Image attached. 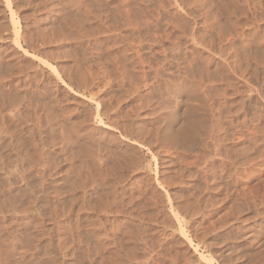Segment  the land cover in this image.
Wrapping results in <instances>:
<instances>
[{
    "label": "rangeland",
    "instance_id": "obj_1",
    "mask_svg": "<svg viewBox=\"0 0 264 264\" xmlns=\"http://www.w3.org/2000/svg\"><path fill=\"white\" fill-rule=\"evenodd\" d=\"M88 1H90V2L87 3ZM111 1H113V0H110V1L109 0H84V1L81 0V5H82L81 7L87 8V10L85 9L86 10V12H85L84 8L83 9L82 8L81 9H74V8L70 7L69 5L58 6L59 0H44V1L43 0H40V1L39 0H34V1L33 0H26V1L23 0V2H22V0H11V2H10V10L11 11H9V8H6L5 7L6 5H4V0H0V25L2 23H3L2 25H4V23L7 25V26L5 25L6 28H4L5 26H0V32L3 35V36L0 35V49H1L0 50V57H1V60H4V62H2V61L0 62V68L2 67L3 63L12 59V58H9L10 54H12V57H14V58L18 57L19 59H21L20 60L21 63H25L26 65L28 63L26 68H25V66L20 65V64L18 66V67L22 66L23 69L25 68L26 70H23V72L25 71L24 74H27V73L28 74L25 76L22 73H18L21 71V69L18 68L19 71L17 72V70H16V73L13 74L15 77H13V79L11 81H8L9 79L8 80L6 79V81H5V79H4V82H5L4 89L6 91H8L9 89H12L14 86H16V84H18L20 82L22 83V81L25 82V79H26L27 82H25V85L30 84L29 87L27 85H26V87L28 89L33 88V90H35V92H34L35 94L31 93L32 97H29L30 96L29 94H27V95L25 94L29 98L24 97L22 100V103L13 107L12 111L11 110L7 111V114L8 115L14 114L16 116L27 115V124L31 128H34V126H35V128H37V126H39L38 128L41 129L43 134L45 133L43 135V137L47 136V134H48V140L46 142L47 145H45V146L48 149L50 155L52 156L53 161L57 164V168H58L57 169L58 175H57V173L54 174L53 171L49 170L48 167H46L45 171L42 172V171H40V170H42V168H40L41 167L40 165L37 164L36 166H34L31 164V165H29V169H27L28 171H25V173H24V174H26L25 176L26 177L28 176L27 178L30 179L29 181H31L32 183L34 182V184H35V182H37L35 180L36 179L38 180L39 176L44 177L43 180H46V181L49 179V177L50 178H58L59 179L58 182H60L61 188L64 189V190H62L61 188H59L60 191L62 190L61 191V197L59 195V197L62 198L61 202L63 201V198H65V195H67V189H68L71 181H72L71 183L75 182V184H71V185H73L75 187V190L77 192L81 191L83 188L85 190H87V193L90 195L88 198L91 200L92 203H95V206L93 204L94 207H99L100 205H98L97 203L102 201L101 204L104 203L105 207L107 208L104 212L102 211L101 213H99L100 220L103 221V224H100V226L102 225L104 229H106L108 227L106 229L107 232L110 231L111 229H113L114 226H116V224H119V223L125 222V221L127 222L128 218H130V216L131 217L133 216L134 218L132 219V222L130 221L131 223L129 222L128 224H131V225L138 224L143 229L140 227L138 232L135 233L136 240H135V245L132 249V254L136 258H139V259L144 258V259L148 260V264H167V263L168 264H183V263L188 264V262H190V264H250L251 262H253L251 264H264V221H263V219H264V189H263L264 188V151H263L264 146L261 145L264 143V140H261L264 137V133H263L264 132V121H263V116H264V110L263 109H264V107L261 106V105H264V98H263L264 97V72H263L264 67H262L264 65V58L263 59L259 58L256 61V58L253 57L254 60L251 61L252 58L250 57V55L254 53V52L252 53V50L254 51L255 46H253V47L251 46V48L248 47L249 45L246 46V49H247L246 51L241 46L243 42L251 45V39L254 36H255L254 38L260 37V33H261L260 27L259 26L257 27V23L256 24H253V23L252 24H246L245 17H243L244 14L239 13L241 10H245V8L242 9L243 6L242 7L239 6L242 4L240 2V0L238 1L239 3L237 2L235 4L236 5L235 9L237 10V12H236V10H234V12H233L229 8L230 9L229 12L231 13L232 16H234V17L237 15L239 16V18H237L238 16L235 17V18H237V19H235V23H231V20H229L230 16L228 15L227 9H228V7H230V5L227 2V0H198V1L194 0L195 2L197 1L196 3L194 2L195 5L192 2L193 0H191V1L190 0H179V1L174 0L176 3L175 2L172 3L173 1L171 2L170 0L169 1L159 0V2H158V0H152V1L148 0V2H149L148 5L145 4V3H147L146 2L147 0H144V1L143 0H140V1L139 0H134V1L129 0L130 4H132L133 2H134L133 4H135V5L132 4L133 6L131 5L132 8L129 7L130 8L129 10L132 11V13H133V10L135 9L134 7H136L137 4L140 5V7L137 5V11H138L137 14L133 13L131 15V12L127 8L128 14L130 13V16L134 19V22L136 25L134 27H133V25L125 27V25H123L125 23H123L121 26L122 27V29H121V28H119L120 26H115V23H116V25L117 24L121 25V23H117V22H119V20L121 22V20L123 18L119 15H116L117 13L111 15L112 12H115V10H113L114 6L113 7L111 6ZM46 2H47V4H46ZM95 2H97L99 4H97ZM113 2H114L113 5H115V3L117 4V0H115ZM135 2H137V3H135ZM167 2H168V4H169V2H171L170 3L171 5L169 6L168 4H166ZM186 3H188L190 5H188V4L186 5ZM51 4H55V6H53V5L52 6L55 7L57 12H58V9L61 10L59 12H61L62 15L59 16L58 14H56L57 13V12H55L56 10L54 12L50 13V10H48V9H49V7L50 8L52 7ZM56 4H57V6H56ZM102 4L104 6L103 8L105 9L104 11H101V9L99 8V7H102V6H100ZM159 4H161V5H159ZM42 5L44 6V8L46 6H49V7H48V9H44ZM143 5L144 6L147 5L146 7H148V6L150 7V8L149 7L147 8L149 11L148 12L149 14L147 13V9H146V10H143V12L140 15L139 12H141V11H139V10H141V9H139V8H143ZM163 5H166V6H163ZM193 5L195 7H193ZM222 5H224V6H222ZM96 7H98V8H96ZM158 7H159V10H157ZM161 7H163V8L165 7V8L163 9ZM166 7H167V9H166ZM224 7H226V8H224ZM92 8H94L95 10ZM143 9H145V7ZM190 9L192 12L191 14L194 18L190 15L189 11H188L189 13L186 12L187 10H190ZM71 10H74V12H77V13H74L76 15L73 14V11L71 14ZM88 10H91V11H88ZM98 10H100L101 12ZM110 10L111 11L113 10V11L110 12ZM225 10L227 11V13ZM64 11H66V12H64ZM68 11H70V12H68ZM105 11H107V12L105 13ZM168 11L170 13H173V14H170L171 16L174 14H175L174 15L175 17L179 16V18H177V19L182 21V22H180L181 26H184V24H186V26H188V24L190 23V26L187 27L188 29L189 28L190 29L189 30L186 29V31L187 30L188 31H187V33H185V35H181V37H179V35H178L179 29L178 28H176V29L170 28V27L165 25V21H161L163 18L162 16H164V18L165 17L170 18L169 13H167ZM63 12L65 14L69 13L71 16L69 17V14H68V18L65 16V20H64L63 15H65V14H63ZM83 12H85V13H83ZM134 12H136V11H134ZM156 12L159 14H157ZM177 12L181 15L176 14ZM107 13L108 14L110 13L111 16H109ZM220 13L223 16H220ZM233 13H235L236 15ZM102 14H104L103 16H106V17L108 16V17L107 18L105 17V18H103V20H101V18L103 16L102 17H100V16ZM167 14L169 16H167ZM183 14L184 15L187 14L189 16L186 15V17H184ZM53 15H55V16H53ZM56 15H58L59 17L58 16L56 17ZM72 15H73V18H72ZM114 15L119 16V18H122V19H117L118 21H116L114 23L113 22L114 21V19H113ZM145 15L146 16L149 15V16L146 18ZM209 15H211L212 17H210ZM224 15H226V19H225ZM10 16H13V18H14L13 23L10 22ZM74 16H76V17L74 18ZM141 16L144 17V19H142ZM61 17H63V18H61ZM83 17L86 18L85 20H87V18H88V20L85 22ZM159 17H162V18H159ZM221 17H223V18H221ZM228 17H229V19H228ZM234 17H233V20H234ZM240 17H242V18H240ZM96 18H98V20H96ZM109 18H111L112 20ZM156 18H158V19H156ZM172 18H174V17H172ZM180 18H183L184 21L187 20L188 22L187 21L184 22ZM205 18L208 21L205 20ZM15 19H16V21H15ZM104 19H106V20H104ZM139 19H140V21L146 20L148 22H152V24L150 23L152 26H150V25L148 26L147 22H145V24L147 25V26L146 25L145 26L148 27V29L147 28L145 29L144 25L140 26L141 23L139 22ZM151 19H152V21H151ZM159 19H160V21H159ZM220 19H222V20H220ZM241 19H243V20H241ZM99 20H101V21L99 22ZM196 20H198V22ZM236 20H239V21L241 20V21L240 22L238 21L239 23L238 22L236 23ZM54 21H56V22H54ZM104 21L106 22V24H103ZM109 21H110V24L107 23ZM153 21L155 22V24H157L158 22L162 23L161 25L164 24L167 29H165L164 26H163V28L162 27L160 28L161 25L159 23H158L159 25L157 24L158 26H156ZM14 22H15V25H14ZM73 22H75V24H73ZM81 22H82V25H81ZM87 22H89V23H87ZM90 22H92V24ZM98 22L100 23V24H98V26L101 25L103 27V29L105 28V26L107 27V28H105L106 30L105 29L103 30L99 26L100 29H102L100 31L101 35H100V33L99 34L95 33V29H97L96 32L99 31V27L96 28ZM142 22H144V21H142ZM202 22H203V24H202ZM208 22H209V24H206ZM35 23L39 26L41 25L40 28H37ZM54 24H55V26H54ZM87 24L88 25L90 24V26H87ZM138 24L140 27H142L141 31H140V28L138 27ZM57 25H60V26H57ZM78 25H81V26L78 27ZM113 25H114V27L118 28V31L116 30V28L113 27ZM203 25H205L206 27L204 28ZM249 25H250V27H249ZM51 26L54 30L51 29ZM56 26H57L56 29H58V30L55 29ZM123 26H124V28H123ZM240 26H241V32L239 30ZM80 27H81V29H80ZM89 27H91V29ZM128 27L129 28L131 27V28L129 29ZM202 27L205 30H203V29L201 30L200 28H202ZM13 28H14V30H13ZM108 28H110V30ZM149 28H151V29H149ZM184 28H186V27H184ZM207 28H208V30H206ZM5 29H8V30H5ZM35 29L36 30L42 29V31H44V32L46 31L45 33H47V35L44 34V32L40 33L41 30H37V33H36ZM113 29H115L116 31H114ZM142 29H144V30H142ZM194 29L196 32L193 31ZM197 29H199V30H197ZM51 30L53 31V34L55 35V36L53 35L54 37H56L58 35L56 38H54L52 36ZM129 30H131V32ZM148 30H152L153 32L148 31ZM169 30L170 31L172 30L173 32L171 33ZM200 30H201V32L203 31V34H201ZM242 30H243V32H242ZM5 31H7V32H5ZM214 31H216V32L214 33ZM217 31H218V33L220 31V33L216 35ZM248 31H250V33H253V34L248 33ZM23 32H25V34ZM78 32H79V34H78ZM125 32H127V33H125ZM140 32L142 34H144L145 36L147 34V36L149 38L147 37V40H146V38L143 37L145 40L140 41V38L137 39V36H139ZM193 32L196 34L198 32H200V33H198L199 36L204 37V39H202L203 40L202 43L199 42V44H198V38L200 41H201V39H200V37H197L198 35L196 36L197 37L196 38L194 36ZM228 32L231 33V35H227V34H229ZM26 33H29V34H26ZM191 33H193V36L196 38V39L194 38V42L191 40V35H190ZM205 33L207 34V36L204 35ZM233 33H235V34H233ZM244 33L247 37L244 36ZM255 33H256V35H255ZM130 34H132V35H130ZM133 34L134 35L136 34V35L134 36ZM173 34L176 35L177 38L173 39L175 37ZM188 34H189V36H188ZM211 34L213 36H211ZM239 34L243 38L245 37L247 40H248V38H251V39H249L250 43L249 42L247 43V41H244V40H246L245 38L244 39L242 38V40H241V37ZM118 35H121V36H119L121 38H118ZM144 35H140V36H144ZM152 35L153 36L155 35L154 38L156 37V39H151V37H153ZM226 35L229 37L232 36V39H235V40H230V42L232 41L231 44L227 43V41L229 42V39L231 37L229 38ZM105 36L107 37V39L105 38ZM172 36H173V38H172ZM208 36L210 38L212 37L211 38L212 41L210 40V38H209V41L208 40L206 41V37H208ZM215 36H217V37L215 38ZM52 37L54 38L53 40H52ZM33 38L35 39V41H32V40H34ZM128 38L134 39V40H132V41L127 40ZM143 38L141 37V40H143ZM171 38L173 41L171 40ZM185 38L188 40V42L191 41L190 43L192 45L188 42H185ZM95 39H96V41H95ZM98 39H100V40H98ZM108 39H109V41H108ZM113 39H115V40H113ZM117 39L123 40V42L127 45V48L125 47L126 45L122 41H121L122 42L121 43ZM160 39L161 40L164 39L166 43H162V41H159ZM167 39H169L171 41V42L169 41V44L167 43L168 42ZM253 39H252V44L255 42V39H254V41H253ZM112 40H113V42H112ZM101 41H102V43H101ZM115 41H118L119 43L116 42V44L114 46L112 44H114ZM133 41H135V42H133ZM87 42H88V44H87ZM207 42H208V45H206ZM141 43H144V44H141ZM17 44L20 45V48ZM96 44H97V46H96ZM140 44L142 45L141 46L142 50H140L141 48H139ZM228 44H230V45H228ZM255 44H257V43H254V45ZM100 45H101V47H99ZM189 45H190V47H189ZM209 45H210L211 50H210V48H208ZM212 45L214 48L215 47L216 48L213 49ZM102 46H104V47H102ZM130 46H131V48H129ZM172 46H174V47H172ZM194 46H196L197 49H195L196 47L193 48ZM80 47L82 50H80ZM96 47L98 50L96 49ZM123 47H125V49ZM170 48L175 49L174 51H178L179 49H182V51H183V49H184V52L186 53L184 55L185 57H183V58L175 57V59H174L172 54H170V52H172L173 50H171ZM199 48L202 50H200ZM221 48H223V51L220 50ZM241 48L244 50L245 56L247 55L251 59V60L250 59L247 60L246 58H248V57L243 56V58L245 57V59L248 61L245 64H247V67L249 69L246 68V65L244 64L243 60H245V59L241 58L242 55H244V54H240V51H241V53H243V50ZM261 48H262L261 49L262 50V57H264V50H263L264 45L263 46L261 45ZM132 49H133V52L135 51V53L132 52ZM191 49L193 52L196 50L197 52H195V53H198V54L194 53L195 61H194V57L192 58V60L189 59L193 56V54H191L192 53V51H191V53L189 55V53L187 51H190ZM3 50L8 51V54H7V52H4ZM114 50H116V51H114ZM136 50H138L140 55L142 54L143 56L137 55L139 53ZM157 50H158V52H157ZM206 50H207V52H206ZM214 50H216L217 52ZM1 52L2 53L4 52L5 54H2ZM13 52H15L16 54ZM199 52H200V54H199ZM208 52H210V53H208ZM228 52H230V54H228ZM246 52H248V53H246ZM113 53L114 54L116 53V54L114 55ZM128 53H129V55H128ZM187 53H188V55H187ZM206 53H207V55H205ZM231 53H233V54H231ZM226 54H227V56H226ZM223 55H225L229 60H227V58L224 57ZM2 56L4 58H6V57L7 58L3 59ZM23 56H24V58H23ZM124 56H126V57H124ZM101 57L104 59H102ZM135 57H137V59ZM196 57H198L199 59ZM206 57H207V60H206ZM18 58H16L17 61L19 60ZM37 58H39L40 60ZM98 58H101L104 61H102L101 59H98ZM208 58H209V60H208ZM232 58H234V60ZM26 59H27V61H26ZM129 59H130V61H129ZM187 59H189V61ZM238 59L241 61H239ZM98 60H101L102 63ZM124 60H126V61H124ZM132 60H133L134 64L131 63ZM173 60H175V62H177L178 64L179 63L181 64L180 70L178 69L179 66H176L177 64L175 62H173ZM201 60H202V62L206 61V62H203L204 64H207V65H205V68H203L204 64L200 62ZM225 60H226V62H223ZM235 60H238V61H235ZM43 61L44 62L46 61V63H44ZM197 61H198V64H195ZM209 61L210 62L213 61V63L210 64V63H208ZM229 61H230L231 65L229 64ZM242 61H243V64L241 63ZM47 62L52 64L53 66H55V71H52L50 68H48L45 65V64H47ZM187 62H189V64L192 63V64H190L191 66H189ZM214 62H215V64H214ZM221 62H222V65H225V66H222V68H221ZM237 62L239 64L241 63L240 65H242V67H243V65H245V67L243 68V69H245L244 73H247L248 75L240 72L242 74V76H241V74L237 73L240 71L239 69L242 68V67H240V65ZM256 62H257L258 67L255 64ZM182 63H184L185 65ZM258 64H261V65H258ZM91 65H92V67H91ZM96 65L97 66L101 65V67H97ZM125 65H127V66H125ZM153 65H156L158 67L153 66ZM201 65H202V67H201ZM216 65H217V68H218V66H220V69L221 70L223 69V70L219 71V68L215 69ZM233 65H234V69L236 67H238L239 71H237V68L235 69L236 71L233 68L230 69ZM186 66H188V67L186 68ZM154 67H156V68H154ZM196 67H197V69H195ZM207 67H209V68H207ZM227 67H229V68H227ZM255 67L257 68V70ZM100 68H103V69H100ZM158 68H160V69H158ZM199 68H203L201 71H204V72L208 71V73L204 77L206 80H208V77H210L211 74H213V76H214L212 78L210 77L208 82L207 81L204 82L202 80L205 84H207V86L204 85L203 82H201L202 84L201 83L200 84L202 85V89H201V86H199L197 91L192 92V93L188 90H181V88H178L179 86L175 82L178 81V84H179L180 79L185 80V79H187V77H189V78L191 77V79L196 80L197 78H199L198 76L196 77V74L197 75L199 74V76H200L199 81H201V78L203 77L202 75H205V73L200 74L201 71L199 72ZM210 68H213V69H210ZM254 68H255V72L257 73L256 75L254 74L255 72H253ZM89 69H92V70H89ZM97 69H99V70H97ZM113 69L115 72H113ZM214 69L216 72H218V73L220 72V75L223 76V80H222V76L218 75V73H215ZM66 70L71 71L70 73L72 75H69L70 79L67 76L68 75L67 72H69V71H66ZM102 70L104 73L102 72ZM117 70L119 71V73L117 75H120L118 77H117V75H115ZM186 70L190 71L191 74L189 72H187V73H189L187 75ZM226 70H227L228 74L226 73ZM259 70L261 72H259ZM106 71L108 73H106ZM120 71L123 75H125V77L123 75H122L123 77L121 76ZM155 71H156V73H158V72L159 73L155 74ZM184 71L186 74H184ZM194 71H196V72H194ZM223 71H224V74H223ZM64 72L67 74H65ZM86 72L88 74L92 73V77L95 74L94 76H96V77H93L90 80H88L91 76L88 75L89 76L88 77ZM149 72L151 74L153 73L152 76ZM32 73L33 74L35 73V74L33 75ZM37 73H39V74H37ZM194 73H196V74H194ZM209 73H210V75H208ZM234 73H237V74H234ZM31 74L33 76H31ZM215 74H217L218 77ZM17 75H19V76H17ZM29 75L31 76V80H30ZM36 75H38V76H36ZM106 75H108V77H106ZM111 75L114 76L116 78V80L117 79L120 80V78H122L123 81L121 82V80L120 81L117 80V83L120 82L119 84H117L115 82L116 81L115 78L114 77L112 78ZM230 75H232L231 77H233V78H231ZM27 76H29V78ZM70 76H72V77H70ZM85 76H87V77H85ZM109 76L111 78H109ZM184 76L185 77L187 76V77L185 78ZM224 76L227 79V81H225L226 79H224ZM152 77H154V78H152ZM167 77H169V79ZM6 78H8V77H6ZM71 78L73 80H71ZM189 78L185 81H188ZM18 79L20 82L18 81ZM108 79H110L111 82ZM127 79L128 80L130 79V80L127 81ZM191 79H190V81H191ZM230 79H232V80L230 81ZM254 79H256V80H254ZM217 80H220V81H217ZM228 80H229V83L232 82L230 84V86L228 85L229 84ZM258 80H259V82H257ZM38 81H39V83H38ZM46 81H48L49 83L47 84ZM134 81L136 83L135 85H133ZM173 81H175V82H173ZM262 81H263V83H262ZM35 82L37 84H35ZM53 82H55V83H53ZM42 83H44L46 86L43 87L44 84H42ZM41 84L43 85L42 87H41ZM125 84H126V86H125ZM10 85L12 88L9 87ZM18 85L17 86L19 87V89L22 88L21 90L26 88L24 84H18ZM166 85H167V87H166ZM171 85H172V87H173V85H175V86H177L176 88L179 89L178 98H177L178 101L175 100L174 96H172L170 92L167 93L169 91L168 86L171 87ZM85 86L87 87V89L89 88L90 94H89V91H87V89L85 88ZM221 86L223 89H226V90L223 91L221 89ZM239 86H240V88H239ZM23 87H25V88H23ZM137 87L139 89H136ZM241 87H243V89H241ZM165 88H167L166 91L164 90ZM129 89L132 91H130ZM240 89L243 90V92H241L242 94H244L243 98L245 100L247 99L246 104L244 105L245 107H243V106L238 107V105L236 104V103H238V101H236V102L232 101V97H233V100H235V99L239 100V98H237V97H239V95H240V91H241ZM250 89H251V91H250ZM96 90H97V92H96ZM218 90H220V92ZM216 91H218L219 94H222L223 92H226L227 94L224 93L225 97L222 95L223 98H221V97H218V94ZM221 91H223V92H221ZM248 91H250V92H248ZM40 92H42L43 94ZM233 92H234V94L235 93L236 94L234 95ZM44 93L45 94L47 93V94L44 95ZM246 93L249 94V97ZM259 93L261 94L260 96L258 95ZM88 94H89V96H88ZM168 94H170V95H168ZM40 95H42L41 99H40ZM216 95H217V98H221V99H219V101L221 100V103H223V104L225 103L224 104L225 106L220 105L221 103L219 104V101H217ZM169 96H171V97H169ZM219 96H221V95H219ZM255 96H257V97H255ZM44 97H45V99H43V100H45V102L42 100V98H44ZM234 97H235V99H234ZM254 97L256 98V101H254V99H255ZM31 98H33L32 102H34V103L30 102V105L32 103L34 108H31L27 102ZM212 98H213V100H212L213 102L210 101ZM250 98L253 101L249 102L251 100ZM38 99H40V100H38ZM85 99H87V100H85ZM41 100L43 102V105L46 102H49V103H47V105H48L47 107L44 106L45 110H42L44 108L42 104H41L42 109H40L41 107H40L39 102H41ZM54 100L57 101L59 108L51 102ZM179 100L181 102H179ZM226 100H228V101H226ZM230 100H231V102H234V103H230L229 102ZM225 101L228 102V104L230 105L229 106L230 108L228 106H226L228 104ZM195 102L198 103V105L195 104ZM199 102H200V104H199ZM26 103L29 105V108L27 107ZM251 103L252 104L258 103V105L260 104L259 106H261V108L263 107L262 108L263 111L261 112V110H260L261 108L259 109L258 105L256 106L257 108L252 107L254 104L251 106ZM215 104H217V106ZM194 105L195 106L196 105L197 106L203 105V106H200L202 108L197 107V106L194 108ZM247 105H248V107L251 106L253 109L255 108L256 110L255 109L254 110L256 112L253 110L252 112H254V113H252L251 112L252 108H250V107L248 108ZM62 106L65 110L62 108ZM91 106H92L93 110L90 109ZM219 106H221V107H219ZM175 107H176V109H175ZM216 107H218V108H216ZM226 107L228 109H230V112L225 113L224 108L227 109ZM214 108H216V110ZM233 108H235L236 110H233ZM241 108H242V110H241ZM243 108H245V110L248 108L247 109L248 112H247V110H246L247 113L245 112V110L243 112ZM33 109H34V111H33ZM62 109L65 111V113L69 117V119L67 122H64L63 120H58L56 122L58 124H56L55 121L58 118L64 116V115L62 116V112H61ZM84 109H86V117L89 120L91 119L93 121L92 122L90 120L91 122H89V120L86 119L85 124H84L86 129L88 128V126H89V128L91 127L92 129L95 128L94 129V131L96 132L95 136L96 135H98V136L102 135V137L97 138L98 141H97V139L94 140L95 142L97 141L100 144L96 142L98 144L97 145L96 143H94V141L93 142L91 141L90 142L91 144L88 142V144H87L88 148H89L88 150L86 149L87 147L85 148V145H83V146L81 145V143L84 142V140L81 138L78 139L79 137L76 138L77 135L79 134V132L77 133L76 128H79L81 118L84 114V111H83ZM50 110H52V111H50ZM96 110L98 111V115L101 117V120H102L101 122H103V124L102 123L97 124L96 118H94ZM219 110L220 111L223 110L224 112L221 111L222 114H224L225 116L227 115L228 119L223 117ZM240 110L242 111L241 112L242 114H240ZM258 110H260V111H258ZM44 111H46L49 114L48 115L44 114V113H46ZM53 111H56V112L53 113ZM218 111L220 113H218ZM103 112H105V113H103ZM167 112H168V114H167ZM199 112H201V115H203L205 117L204 118L205 120L203 123L205 126L203 125L201 127L203 129L199 128L197 130V132L193 131L194 132L193 135L190 134L192 137L189 136V138H187V139H184L183 137L177 136L174 139L175 141L172 140L173 143L170 141V144H169V141H167V140L154 139V137H151L149 135V133L145 130H142L139 134L135 133V129H137V128L142 129L145 126V124L146 125L149 124L153 128H155L154 126H156V129H159L160 127L162 128L163 126L164 127L167 126L168 129H166L167 127H165V129L167 131L166 132L167 136L170 138L173 135H175L176 132L179 130V128L182 126V124H184L186 116L188 114H190V113L200 114ZM260 112L263 114V115L260 114V116H262V118L258 114ZM249 113H252L253 117H252V115H250L251 117H248ZM160 114H162L164 117ZM218 114L221 115V116H219L220 118H218ZM244 114H246V115L244 116ZM119 116H120V119H119ZM123 116L126 120L121 118ZM158 116H162L163 118L158 117ZM215 116H217V117H215ZM258 116L260 117L261 120L258 119L259 118ZM47 117H50V118L48 119ZM56 117H58V118H56ZM112 117H115L114 118L115 120L117 118L116 121H118V122L124 121L127 124L130 122L129 123V124H131V125H129V128L131 129L130 135L127 136V134L124 133L122 128L117 129V127H114L112 125V122L115 120ZM230 117L232 120L230 119V121H229ZM233 117H234V119H233ZM46 118L53 122L54 129L52 130V132H50V130L48 128L50 126L49 123H51V122L49 121V123H48ZM51 118H53V119H51ZM54 118H56V119H54ZM158 118H160V119H158ZM222 118L224 120H222ZM249 118H257L258 121L256 122L257 119H251L250 120ZM61 119H63V118H61ZM217 119L224 121V123H223L224 125H222V128H220L219 131H214L213 128L215 126H213V125H215V122ZM159 120L160 121L162 120V121L160 122ZM60 121L64 122V123L62 124V123H60ZM110 122H111V124H109ZM228 122H229V124H228ZM258 122H259V124H258ZM70 123L75 124L76 128L68 125ZM91 123L94 125L92 126ZM165 123H166V125H165ZM135 124H137L139 126H137V125H136L137 127L133 126ZM158 125H160V126H158ZM169 125L171 128L169 127ZM240 125H241V127H240ZM255 125L258 127V129L255 128ZM58 126H60V127H58ZM107 126H110V127H107ZM111 126H113V127H111ZM259 126H260V128H259ZM224 128L225 129L227 128V129L225 130ZM261 128H263V129H261ZM169 129H171V130H169ZM221 129H222V131H221ZM260 129L263 130V132ZM60 130H61V132H60ZM211 130H212V134L214 135V137H216L213 140V142H218V140H220V142H221L222 141L221 137L227 136V138H225V139L222 138V139H224V141H222L221 144L219 142L213 144L210 142L209 138L206 136V135H208L206 133L210 132ZM259 131L262 132V134ZM55 132L59 133V135H61L60 139L58 138L59 135L56 134ZM257 132H259V134H257ZM53 133L55 136H58V137L54 138L55 136L53 135ZM218 133H220L221 137L219 136ZM250 133L253 135H251ZM50 134H52V135L49 138ZM110 134L111 135L113 134L112 136L117 138L123 144H121V145L113 144L114 147L112 145L110 146V144H112L110 142V140L108 139ZM139 135H140V137H139ZM258 136H262V138L258 137ZM62 138H64L66 140V143H64L65 141L63 142ZM127 138L134 139L136 143L134 145L129 144L126 141ZM257 138L260 139V143L261 142H263V143L260 144L259 139H257ZM54 139H56V140H54ZM231 139H232V141H231ZM145 140L146 141L153 140V141H151L152 143L153 142L155 143L156 142L155 140H157V142H156V144H154V143L152 144L149 141L150 142V145H149L148 144L149 142L146 143ZM205 141H207V142H205ZM225 141H226V143H225ZM190 142H192V143H190ZM93 143L96 144V146ZM163 143H164V145L165 144L166 145L164 146ZM205 144H207V145H205ZM216 144L218 145V147ZM100 145H101V147H100ZM103 145H105V146H103ZM107 145H109V146L107 147ZM97 146L100 147L99 151L96 150V149H98ZM215 146H216V149H218V151H216ZM243 146L244 147L246 146V147L244 148ZM75 147H76V149H75ZM104 148H106V150H103ZM112 148L114 149V151H117L120 149L122 151L125 149L123 152H125L127 154V156H128V154H130V155L128 156V158L123 157L125 162H123L121 160L123 158H119L120 160L119 159L113 160V158H111V156L109 154L110 150ZM229 148L230 149L233 148L234 150L233 149L230 150ZM209 150H211V151H209ZM86 151L87 152L89 151L90 154L94 155V157L92 155H88L89 152L87 153ZM128 151H130V152H128ZM103 152L104 153L107 152V154L106 155L104 154L105 155L104 156L103 154H101ZM73 154H75V155H73ZM98 154H100V155H98ZM101 155L104 157H102V158L98 157ZM74 156H76V157H74ZM87 156L88 157L90 156L91 158H88ZM106 156H107V158H106ZM253 157H255L256 159H254ZM98 158L100 159V162H99ZM91 159L92 160L96 159L95 161H98V162H95V161L93 162ZM82 160H83V162H81ZM86 160H87V162H86ZM106 160H107V162H105ZM113 161H116V162H113ZM252 161H253V163H252ZM59 163H60V165H58ZM33 164H36V163H33ZM96 164H98V165H96ZM132 164H134V165H132ZM147 166H149V167H147ZM31 167H32V169H31ZM222 167H224V168H222ZM37 171L38 172L40 171L41 175H38V177L36 178V175L38 173ZM44 172H45V174H43ZM49 174H50V176H48ZM3 175L4 174L0 175V205H1L0 206V264H18V263L19 264H32V263H34L33 260L35 258H37L35 260L42 259L39 257V255L42 254V251L44 249H47L48 253L50 252L51 256L54 258L53 264H84L85 262H87L88 258H90V259L92 258V256H93L91 254V251H92L91 249L93 248L92 243L91 244L88 243L89 246L86 245V247H89V249L91 248L89 253L84 252V250H83L84 246H81V245H84L85 244L84 242H86V241H85L84 236L82 234L79 235L78 232H75V235L72 236V238L73 237L79 238V236H81L80 239H82V237H83L84 242H83V240L74 239V238H73V240H71L72 238H71V235L69 234V226H71V223L68 220L67 221L64 220L65 222L62 221L64 218L66 219V217H65L66 208L63 206L64 202L63 203L60 202L59 205H62L63 207L62 206L59 207L58 204H56V201L52 200L51 198H49V200L51 199L50 201L45 200L44 202H41V201L36 200V199L34 200L31 198V199H28V202L33 200V202H35V203L30 202L28 204L27 199L22 198L23 197V195H22L21 198L23 199V201L19 205L17 204V206H19V207H17L15 205L16 208H19V209H16V208L12 209V208H10L11 206L9 207L7 205V204H9L8 199L10 198V196L11 195H13V196L17 195L16 188H12V187L13 186L16 187L18 185L21 186L23 182L22 181L19 182L18 178L15 176L8 178L5 175L3 177ZM56 176H58V177H56ZM65 176H67L66 178L67 179L69 178V179L67 180L65 178ZM214 176L217 179H215ZM89 177H91V178H89ZM11 179H12V181H11ZM79 180H82V181H79ZM91 180H92V183H90ZM11 182H13V184H11ZM76 182H78V183L76 184ZM94 182H96L97 184ZM175 182H177V183H175ZM5 183L11 184L12 187H9V185H6ZM67 183H69V184H67ZM98 183L100 184V186H98ZM78 184H80V185H78ZM215 184H217L218 187H216L217 185H215ZM225 184H227L228 186ZM77 185L82 186V187L77 189ZM7 186L12 190V191H10V193L12 192L11 194L9 192H7L6 189H9ZM95 188H96V190H94ZM232 188H234V189H232ZM102 189H103V191H102ZM90 190H91V192H90ZM94 191H96L97 193ZM99 191H102V192H99ZM108 191L110 194H108ZM62 193H63V195H62ZM41 194H42V192L39 193V195H41ZM186 194H187V196H186ZM36 195H38V194H36ZM96 197H98V198H96ZM91 198H93V199H91ZM222 198H224V199H222ZM1 199L3 201H1ZM53 199H55V198H53ZM101 199H103V200H101ZM92 200H94V201H92ZM95 200L97 201V203ZM23 202H24V205H22ZM26 202H27V204H25ZM36 202L37 203L39 202L42 207L39 205V203L37 204ZM151 202H152V204H155V205L157 204L158 209L153 210L155 212L156 216L154 215L153 219H150V218L148 219L147 218L148 212L152 211L149 209V206L151 207V205H152V204H150ZM201 202H202V204H200ZM106 203H108V204H106ZM196 203L198 206L196 205ZM2 204H4V205H2ZM104 204H103V206H104ZM233 204H235V205H233ZM26 206L30 210H27V208H25ZM230 206H231V208H230ZM6 207H8V208H6ZM64 208H65V210H64ZM232 209H233V211H232ZM18 210H21V211H18ZM94 211L97 212L96 209L93 210L92 212H94ZM145 211H147V212H145ZM231 211H232V213H231ZM236 211H238V212H236ZM54 212H55V214L59 213V215H57V217L55 215L53 216L52 214ZM123 213H125L127 215H125ZM131 213H133V214L129 215ZM229 213H230V215H229ZM233 213L234 214L236 213V215L234 216ZM47 214L50 217H46ZM221 214L223 216H221ZM92 215H94V214H92ZM58 216H61L63 219L61 217H58ZM19 217H21V218H19ZM51 217L53 218L52 221L50 220ZM54 217L57 219L56 221H55ZM219 217H220V219H218ZM57 222L59 223V226H58ZM201 224H202V226H201ZM125 225H126V223L120 224V229H123L125 227ZM143 226H145V227H143ZM118 231H120V230H118ZM31 232L33 233L34 236L32 235ZM13 233H14V235H13ZM102 233H104L103 230L100 231V234H102ZM28 235H29V237L32 236V238H34V240H33L34 242L31 240H27ZM12 236H14V237H12ZM24 237H27V238H24ZM15 238L19 239V240H16ZM141 240H142V242H141ZM70 241L71 242L75 241V243H77V244H74L75 246H77V247L81 246L80 248H82V247L83 248L82 249H76L75 248L76 250L71 252V249L69 250V248H70L69 246L72 245V243ZM29 242H30V244H29ZM26 244H28V245H26ZM78 244H81V245H78ZM213 245H215V246H213ZM50 247H51V249H50ZM161 247H164V248H161ZM17 250H18V252H17ZM244 253H246V254H244ZM30 258H32V259H30ZM249 258H250V261H249ZM176 259H178V260H176ZM224 259H228V260H224ZM229 259L231 261H229ZM253 259L255 261H253ZM232 260H234V261H232ZM43 261L44 260H42V262ZM29 262H31V263H29ZM35 262H37V261H35ZM40 262H41V260H40ZM46 263L49 264L50 262L47 261ZM37 264H40V263L37 262ZM51 264H52V262H51Z\"/></svg>",
    "mask_w": 264,
    "mask_h": 264
},
{
    "label": "bare ground",
    "instance_id": "obj_2",
    "mask_svg": "<svg viewBox=\"0 0 264 264\" xmlns=\"http://www.w3.org/2000/svg\"><path fill=\"white\" fill-rule=\"evenodd\" d=\"M26 1V0H25ZM34 1V0H33ZM40 1V0H39ZM44 1V0H43ZM82 1H84V0H82ZM110 1V0H109ZM113 1H115V0H113ZM113 1H111V6L113 7V10H115V12H112L111 10H110V12H112V14L111 15H113V14H115V13H117L116 15H119V16H121L122 18H119V16H116V15H114V23L116 22V21H118L117 19H122L121 20V22H120V20H119V22H117V23H121V25L120 24H117L116 25V23H115V26H120L119 28H121L122 29V24L123 23H125V24H123V25H125V27H127V26H132L133 25V27L136 25L135 24V22H134V19L130 16V13L128 14V10L130 9V8H132V6L133 5H135V4H130L129 3V0H117V4L115 3V5H113L114 4V2ZM132 1H134V0H132ZM131 1V2H132ZM140 1V0H139ZM144 1V0H143ZM150 1H152V0H150ZM167 1H169V0H167ZM172 3H174L175 1L174 0H170ZM179 1V0H178ZM191 1V0H190ZM198 1V0H197ZM196 1V2H197ZM239 0H227V2L229 3V5H230V7H228V9H227V11H228V15L230 16V19H229V17H228V19L229 20H231V23H235V19H237V18H239V16L237 17V16H235V17H237V18H235L234 16H232L231 15V13L229 12V10L231 9V11H233L234 12V10H236L235 8H236V3L238 2ZM10 2H11V0L9 1V0H4V5H6L5 7L6 8H9V11H11L10 10ZM22 2H23V0H22ZM90 1H88L87 3H89ZM94 2V1H93ZM100 2V1H99ZM119 2V3H118ZM147 3H145V4H149V2H148V0L146 1ZM158 2H159V0H158ZM171 2H169V4H168V2L166 3V4H168L169 6L171 5L170 3ZM189 2V1H188ZM193 2V4H194V0L192 1ZM195 2V3H196ZM240 2L242 3H240L241 5H239L240 7H242V9L243 8H245V10H241L239 13H242V14H244V16L243 17H245V22H246V24H256L257 23V27L259 26L260 27V29H261V33H260V37H258V38H254V37H252V39L254 38L255 39V42L254 43H257V44H255L254 45V43L252 44V39L251 38H248V40L246 39V40H244V41H247V43L249 42L250 43V40L249 39H251V45L250 44H246L245 42H243L242 43V47L244 48V50L246 51L247 49H246V46H248L249 48H251V46L253 47V46H255L254 47V51L252 50V53L253 54H249L250 55V57L252 58V60L250 59V57L249 56H247L248 58H246L247 60H251V61H253L254 59H253V57L254 58H256V61L260 58H264V57H262V48H261V45L263 46L264 45V0H240ZM34 3V2H33ZM95 3H97V2H95ZM135 3H137V2H135ZM176 3V2H175ZM184 3V2H183ZM227 3V4H228ZM239 3V2H238ZM19 4V3H18ZM46 4H47V2H46ZM60 4V5H59ZM91 4V3H90ZM97 4H99V3H97ZM140 4V3H139ZM144 4V3H143ZM144 4V5H145ZM188 3H186V5H187ZM55 6V4H51V6ZM64 5H69L70 7H72V8H74V9H83L84 7H81L82 5H81V0H59V3H58V6H64ZM92 5V4H91ZM108 5V4H107ZM129 5V6H128ZM132 5V6H131ZM138 5V4H137ZM137 5H136V7H134L133 9V13H138V11H137ZM142 5V4H141ZM143 5V8L145 7V9H143V8H139L140 7V5H138L139 7V9H141V10H139V11H141V12H139L140 13V15H141V13L143 12V10H146L148 7H146V6H144ZM159 5H161V4H159ZM167 5V6H168ZM173 5V4H172ZM188 5H190V4H188ZM195 5V4H194ZM193 5V7H195ZM226 5V4H225ZM43 6V5H42ZM49 7V6H46L45 8H44V6H43V8L44 9H48V7H49V9L48 10H50V13L51 12H54L56 9H55V7ZM56 6H57V4H56ZM99 6V5H98ZM100 6H102V7H99L100 9H101V11H104L105 9L103 8L104 6H103V4L102 5H100ZM128 6V7H127ZM163 6H166V5H163ZM203 6V5H202ZM222 6H224V5H222ZM228 6V5H227ZM226 6V7H227ZM17 7V6H16ZM130 7V8H129ZM142 7V6H141ZM185 7V6H184ZM190 7V6H189ZM198 7V6H197ZM226 7H224V8H226ZM15 8V7H14ZM96 8H98V7H96ZM127 8H128V10H127ZM150 8V7H149ZM161 8H163V7H161ZM165 8V7H164ZM163 8V9H164ZM201 8V7H200ZM230 8V9H229ZM32 9V8H31ZM38 9V8H37ZM87 10V8H84V10ZM90 9V8H89ZM92 9H94V8H92ZM103 9V10H102ZM107 9V8H106ZM166 9H167V7H166ZM189 9V8H188ZM3 10V9H2ZM86 10H85V12H86ZM95 10V9H94ZM157 10H159V7H158V9ZM33 11V10H32ZM47 11V10H46ZM59 11H61V10H59L58 9V12H57V10L55 11V12H57L56 14H58L59 16L60 15H62L61 14V12H59ZM72 11H73V14L74 13H77V12H74V10H71V14H72ZM88 11H91V10H88ZM98 11H100V10H98ZM100 11V12H101ZM108 11V10H107ZM107 11H105V13L107 12ZM130 11V10H129ZM134 11H136V12H134ZM174 11V10H173ZM176 11V10H175ZM184 11V10H183ZM182 11V12H183ZM186 11V10H185ZM190 12V15L192 16V12H191V9L190 10H187L186 12ZM222 11V10H221ZM226 11V10H225ZM227 11H226V13H227ZM49 12V11H48ZM64 12H66V11H64ZM63 12V14H65ZM68 12H70V11H68ZM79 12V11H78ZM85 12H83V13H85ZM97 12V11H96ZM131 12V15L133 14L132 13V11H130ZM149 11H148V9H147V13H148ZM159 12V11H158ZM188 12V13H189ZM202 12V11H201ZM236 12H237V10H236ZM11 13V12H10ZM60 13V14H59ZM80 13V12H79ZM78 13V14H79ZM104 13V12H103ZM104 13V14H105ZM157 13V12H156ZM167 13H169V15L170 14H173V13H170L169 11L167 12ZM225 13V14H226ZM28 14V13H27ZM30 14V13H29ZM68 14L69 13H66L65 15H63L64 16V18L63 17H61V18H63L64 20H65V16L68 18ZM104 14H102L100 17H102ZM108 14V13H107ZM106 14V15H107ZM149 14V13H148ZM157 14H159V13H157ZM176 14H179L178 12L176 13ZM202 14V13H201ZM233 14H235V13H233ZM12 15V14H11ZM35 15V14H34ZM52 15V14H51ZM58 15H56V17L58 16ZM74 15H76V14H74ZM82 15V14H81ZM109 16H111L110 15V13L108 14ZM139 15V16H140ZM161 15V14H160ZM168 14H167V16H169ZM175 15V14H174ZM174 15H170L169 17L170 18H164V16H162V17H159V18H162V20L161 21H165V25L166 26H168V27H170V28H173V29H176V28H178L179 29V33H178V35H179V37H181V35H185V33H187V31L190 29H188L187 27H189L190 26V23L188 24V26H186V24H184V26H181V23L180 22H182L181 20H178L177 18H179V16L178 17H175ZM179 15H181V14H179ZM187 15V14H186ZM186 15H184L183 14V16L184 17H186ZM207 15V14H206ZM236 15V14H235ZM36 16V15H35ZM53 16H55V15H53ZM58 16V17H59ZM71 15L69 14V17H70ZM78 16V15H77ZM138 16V15H137ZM146 16V15H145ZM149 16V15H148ZM148 16H146V18L148 17ZM158 16V15H157ZM187 16H189V15H187ZM210 17H212L211 15H209ZM220 16H223V15H221V13H220ZM225 16V19H226V15H224ZM242 16V15H241ZM41 17V16H40ZM76 16H74V18H75ZM79 17V16H78ZM106 16H103L102 18H101V20H103V18H105ZM108 17V16H107ZM106 17V18H107ZM118 17V18H117ZM172 17H174V18H172ZM193 17V16H192ZM233 17H234V20H233ZM48 18V17H47ZM54 18V17H53ZM52 18V19H53ZM60 18V19H61ZM66 18V19H67ZM72 18H73V15H72ZM116 18V19H115ZM141 18L142 19H144V17H142L141 16ZM194 18V17H193ZM221 18H223V17H221ZM240 18H242V17H240ZM55 19V18H54ZM53 19V20H54ZM70 19V18H69ZM83 19L85 20L86 18H84L83 17ZM109 19H111V18H109ZM156 19H158V18H156ZM180 19H182L183 20V18H180ZM187 19V18H186ZM185 19V20H186ZM56 20V19H55ZM87 20H88V18H87ZM87 20H85V22L87 21ZM96 20H98V18H96ZM101 20H99V22L101 21ZM104 20H106V19H104ZM112 20V19H111ZM110 20V21H111ZM149 20V19H148ZM194 20V19H193ZM205 20H207L206 18H205ZM211 20V19H210ZM220 20H222V19H220ZM241 20H243V19H241ZM240 20V21H241ZM4 21V20H3ZM13 21H14V18H13V16H10V22H12L13 23ZM15 21H16V19H15ZM74 21V20H73ZM110 21L109 22H107L108 24H110ZM142 21H144V22H142ZM142 21H140V19H139V22L141 23H139L140 24V26L141 25H146L145 24V22H147V25L149 26H152L151 24H152V22H148V21H146V20H142ZM151 21H152V19H151ZM159 21H160V19H159ZM184 21V20H183ZM187 21V20H186ZM186 21H184V22H186ZM197 22H198V20H196ZM195 21V22H196ZM204 21V20H203ZM208 21V20H207ZM239 20H236V23L238 22ZM239 21V22H240ZM5 22V21H4ZM9 22V23H10ZM54 22H56V21H54ZM97 23V27L96 28H98L99 26L103 29V27L101 26V25H99L98 26V24H100V23ZM154 22V21H153ZM158 22V21H157ZM156 22V23H157ZM183 22V23H184ZM188 22V21H187ZM190 22V21H189ZM194 22V21H193ZM200 22V21H199ZM206 22V21H205ZM204 22V23H205ZM223 22V21H222ZM221 22V23H222ZM238 22V23H239ZM244 22V23H245ZM78 23V22H77ZM87 23H89V22H87ZM91 24H92V22H90ZM149 23V24H148ZM151 23V24H150ZM159 23V22H158ZM157 23V24H158ZM182 23V24H183ZM225 23V22H224ZM242 23V22H241ZM240 23V24H241ZM3 24V23H2ZM0 25V26H5L6 24L4 23V25ZM73 24H75V22H73ZM85 24V23H84ZM95 24V23H94ZM103 24H106V22L104 21V23ZM102 24V25H103ZM139 24H138V27L140 28V31H141V28L142 27H140L139 26ZM154 24H155V22H154ZM157 24H155L156 26H158L159 24L161 25L162 23H159L158 25ZM196 24V23H195ZM202 24H203V22H202ZM206 24H209V22L208 23H206ZM13 25V24H12ZM14 25H15V22H14ZM35 25H36V27L37 28H40V26L39 25H37L36 23H35ZM77 25V24H76ZM81 25H82V22H81ZM81 25H78V27L79 26H81ZM146 25V26H147ZM165 25L163 24V25H161L160 26V28L162 27L163 28V26L165 27ZM200 25V24H199ZM7 26V25H6ZM6 26L4 27V28H6ZM54 26H55V24H54ZM57 26H60V25H57ZM57 26L55 27V29L57 28ZM67 26V25H66ZM87 26H90V24L88 25L87 24ZM86 26V27H87ZM92 26V25H91ZM145 26V29L147 28L148 29V27H146ZM197 26V25H196ZM195 26V27H196ZM202 26V25H201ZM223 26V25H222ZM225 26V25H224ZM236 26V25H235ZM45 27V26H44ZM49 27V26H48ZM68 27V26H67ZM94 27V26H93ZM100 27H99V31L98 32H96L97 31V29H95V33H97V34H99L100 33V31L102 30V29H100ZM113 27H114V25H113ZM184 27H186V28H183ZM203 27L205 28L206 26L205 25H203ZM203 27L202 28H200L201 30L203 29ZM209 27V26H208ZM218 27V26H217ZM249 27H250V25H249ZM15 28V27H14ZM14 28H13V30H14ZM46 28V27H45ZM74 28V27H73ZM88 28V27H87ZM90 29H91V27H89ZM105 28H107L106 26H105ZM104 28V29H105ZM114 28H116V27H114ZM123 28H124V26H123ZM129 28V27H128ZM131 28V27H130ZM129 28V29H130ZM152 28V27H151ZM151 28H149V29H151ZM158 28V27H157ZM233 28V27H232ZM252 28V27H251ZM12 29V28H11ZM16 29V28H15ZM24 29V28H23ZM26 29V28H25ZM49 29V28H48ZM51 29H53L52 28V26H51ZM66 29V28H65ZM75 29V28H74ZM80 29H81V27H80ZM89 29V30H90ZM103 29V30H104ZM109 30H110V28H108ZM165 29H167L166 27H165ZM164 29V30H165ZM186 29H188L187 31H186ZM246 29V28H245ZM5 30H8V29H5ZM36 30V29H35ZM37 30H41L40 31V33L41 32H44V31H42V29H37ZM37 30H36V33H37ZM50 30V29H49ZM54 30V29H53ZM56 30H58V29H56ZM106 30V29H105ZM112 30V29H111ZM114 31H118V28H116V30L115 29H113ZM142 30H144V29H142ZM197 30H199V29H197ZM201 30H200V32H201ZM203 30H205V29H203ZM206 30H208V28L206 29ZM216 30V29H215ZM218 30V29H217ZM220 30V29H219ZM233 30V29H232ZM240 32H241V26H240ZM23 31V30H22ZM82 31V30H81ZM92 31V30H91ZM90 31V32H91ZM120 31V30H119ZM125 31V30H124ZM123 31V32H124ZM130 32H131V30H129ZM137 31V30H136ZM148 31H151V32H153L152 30H148ZM147 31V32H148ZM166 31V30H165ZM170 31V30H169ZM186 31V32H185ZM193 31H195V29L193 30ZM254 31V30H253ZM260 31V30H259ZM5 32H7V31H5ZM27 32V31H26ZM46 32V31H45ZM44 32V34H46L47 35V33H45ZM49 32V31H48ZM93 32V31H92ZM91 32V33H92ZM103 32V31H102ZM110 32V31H109ZM121 32V31H120ZM143 32V31H142ZM171 33L173 32L172 30L170 31ZM196 32V31H195ZM200 32H198V33H200ZM216 31H214V33H215ZM236 32V31H235ZM242 32H243V30H242ZM255 32V31H254ZM3 33V32H2ZM13 33V32H12ZM22 33V32H21ZM24 34H25V32H23ZM51 33H52V36L54 35L53 34V31L51 30ZM50 33V34H51ZM55 33V32H54ZM104 33V32H103ZM113 33V32H112ZM125 33H127V32H125ZM124 33V34H125ZM155 33V32H154ZM189 33V32H188ZM194 33V32H193ZM193 33H191L190 35H191V40L194 42V38L197 36V37H200V39H201V41L199 40V38H198V44H199V42H201L202 43V39H204V37H201V36H199V34L197 33H194V36H193ZM210 33V32H209ZM213 33V32H212ZM219 33H220V31H219ZM218 33V31H217V33H216V35L217 34H219ZM229 33V32H228ZM248 33H250V31H248ZM19 34V33H18ZM26 34H29V33H26ZM43 34V35H44ZM49 34V33H48ZM75 34V33H74ZM78 34H79V32H78ZM106 34V33H105ZM109 34V33H108ZM196 34V35H195ZM201 34H203V31L201 32ZM200 34V35H201ZM233 34H235V33H233ZM250 34H253V33H250ZM0 35H2L1 34V32H0ZM45 35V36H46ZM88 35V34H87ZM92 35V34H91ZM95 35V34H94ZM100 35H101V33H100ZM111 35V34H110ZM123 35V34H122ZM130 35H132V34H130ZM134 35V34H133ZM136 35V34H135ZM134 35V36H135ZM138 35V34H137ZM140 35H144V34H142L141 32H140V34H139V36H137V39H139L140 38V41H144L145 39L144 38H146V40H147V34H146V36L144 35V36H140ZM159 35V34H158ZM174 35V34H173ZM205 36H207V34L205 33L204 34ZM210 35V34H209ZM224 35V34H223ZM227 35H231V33H229V34H227ZM226 35V36H227ZM240 35V34H239ZM243 35V34H242ZM255 35H256V33H255ZM3 36V35H2ZM1 36V37H2ZM31 36V35H30ZM55 36V35H54ZM53 36V37H54ZM58 36V35H57ZM56 36V37H57ZM77 36V35H76ZM82 36V35H81ZM89 36V35H88ZM93 36V35H92ZM91 36V37H92ZM119 36H121V35H118V38H121V37H119ZM126 36V35H125ZM128 36V35H127ZM153 36V35H152ZM155 36V35H154ZM154 36L153 37H151V39H156V37L154 38ZM167 36V35H166ZM165 36V37H166ZM175 37L173 38V36H172V38L173 39H175V38H177L176 37V35H174ZM188 36H189V34H188ZM211 36H213L212 34H211ZM244 36H246L245 35V33H244ZM252 36V35H251ZM28 37V36H27ZM47 37V36H46ZM52 37V40L54 39V38H56V37H54L53 38ZM78 37V36H77ZM95 37V36H94ZM115 37V36H114ZM124 37V36H123ZM141 37L143 38V40H141ZM178 37V38H179ZM184 37V36H183ZM186 37V36H185ZM196 37V38H197ZM217 36H215V38H216ZM227 37H229V36H227ZM231 37V38H230ZM229 38V42L227 41V43H230L231 44V42H230V40H235V39H232V36H230ZM234 37V36H233ZM236 37V36H235ZM240 37H241V40H242V36L240 35ZM239 37V38H240ZM247 37V36H246ZM61 38V37H60ZM105 38L107 39V37L105 36ZM110 38V37H109ZM112 38V37H111ZM149 38V37H148ZM167 38V37H166ZM172 38H171V40H172ZM187 38V37H186ZM185 38V42H188V40ZM195 38V39H196ZM208 38V39H207ZM209 36L208 37H206V41L208 40L209 41ZM212 38V37H211ZM210 38V40L212 41V39ZM214 38V39H215ZM223 38V37H222ZM243 38V39H244ZM23 39V38H22ZM30 39V38H29ZM34 39V38H33ZM85 39V38H84ZM254 39H253V41H254ZM39 40V39H38ZM98 40H100V39H98ZM97 40V41H98ZM113 40H115V39H113ZM113 40H112V42H113ZM119 42H123V40H120V39H117ZM127 40H134V39H127ZM136 40V39H135ZM150 40V39H149ZM148 40V41H149ZM168 40V44H169V39H167ZM187 40V41H186ZM223 40V39H222ZM16 41V40H15ZM32 41H35V39L34 40H32ZM37 41V40H36ZM40 41V40H39ZM50 41V40H49ZM76 41V40H75ZM93 41V40H92ZM95 41H96V39H95ZM108 41H109V39H108ZM118 41H115V43L114 44H112V45H114L115 46V44H116V42L117 43H119ZM139 41V42H140ZM159 41H162V43H166L165 42V40L163 39V40H159ZM173 41V40H172ZM197 41V40H196ZM214 41V40H213ZM121 42V43H122ZM133 42H135V41H133ZM171 42V41H170ZM191 42V41H190ZM190 42H188V43H190ZM192 42V43H193ZM18 43V42H17ZM101 43H102V41H101ZM124 43V42H123ZM137 43V42H136ZM135 43V44H136ZM157 43V42H156ZM205 43V42H204ZM203 43V44H204ZM217 43V42H216ZM87 44H88V42H87ZM98 44V43H97ZM97 44H96V46H97ZM125 44V43H124ZM141 44H144V43H141ZM140 44V47L139 48H141V45ZM153 44V43H152ZM171 44V43H170ZM175 44V43H174ZM191 44V43H190ZM210 44V43H209ZM214 44V43H213ZM222 44V43H221ZM230 44H228V45H230ZM241 44V43H240ZM10 45V44H9ZM18 45V44H17ZM38 45V44H37ZM102 45V44H101ZM101 45L99 46V47H101ZM121 45V44H120ZM126 45V44H125ZM124 45V46H125ZM139 45V44H138ZM180 45V44H179ZM187 45V44H186ZM192 45V44H191ZM206 45H208V42H207V44ZM215 45V44H214ZM225 45V44H224ZM14 46V45H13ZM19 46V48H20V45H18ZM78 46V45H77ZM123 46V45H122ZM121 46V47H122ZM148 46V45H147ZM153 46V45H152ZM219 46V45H218ZM222 46V45H221ZM232 46V45H231ZM238 46V45H237ZM98 47V48H99ZM102 47H104V46H102ZM126 48H127V45L125 46ZM125 47H123L124 49H125ZM138 47V46H137ZM172 47H174V46H172ZM183 47V46H182ZM186 47V46H185ZM189 47H190V45H189ZM196 46H194L193 48H195ZM204 47V46H203ZM212 47H213V45H212ZM220 47V46H219ZM233 47V46H232ZM5 48V47H4ZM16 48V47H15ZM79 48V47H78ZM77 48V49H78ZM91 48V47H90ZM129 48H131V46L129 47ZM192 48V49H193ZM208 48H210V45H209V47ZM216 48V47H215ZM214 47H213V49H215ZM238 48V47H237ZM240 48V47H239ZM22 49V48H21ZM88 49V48H87ZM93 49V48H92ZM91 49V50H92ZM95 49V48H94ZM96 49H97V47H96ZM110 49V48H109ZM123 49V50H124ZM134 49V48H133ZM133 49H132V52H133ZM153 49V48H152ZM171 50H173L172 52H170V54H172V56L174 57V59H175V57H178V58H183V57H185L184 55L186 54L185 52H184V49H183V51H182V49H179L178 51H174L175 49H172V48H170ZM192 49L190 50V51H187L188 53H189V55H190V53H191V51H192ZM195 49H197V47L195 48ZM194 49V50H195ZM200 49V48H199ZM205 49V48H204ZM212 49V50H213ZM242 49V48H241ZM240 49V50H241ZM1 50V49H0ZM80 50H82L81 49V47H80ZM98 50V49H97ZM100 50V49H99ZM127 50V49H126ZM135 50V49H134ZM140 50H142V48L140 49ZM161 50V49H160ZM200 50H202V49H200ZM210 50H211V48H210ZM217 50V49H216ZM216 50H214V51H216ZM219 50V49H218ZM220 50H222L223 51V48H221ZM226 50V49H225ZM237 50V49H236ZM243 50V49H242ZM244 50H243V53H241V51H240V54H244L245 52H244ZM264 50V49H263ZM4 51V50H3ZM20 51V50H19ZM114 51H116V50H114ZM131 51V50H130ZM137 52H138V50H136ZM170 51V50H169ZM235 51V50H234ZM233 51V52H234ZM4 52H7V54H8V51H4ZM2 53V54H5V53ZM100 52V51H99ZM102 52V51H101ZM126 52V51H125ZM129 52V51H128ZM143 52V51H142ZM157 52H158V50H157ZM195 52H197L196 50L193 52L192 51V53L191 54H193V56L191 57V58H189V59H191L192 60V58L194 57V53ZM206 52H207V50H206ZM217 52V51H216ZM215 52V53H216ZM219 52V51H218ZM232 52V51H231ZM238 52V51H237ZM13 53H15V52H13ZM91 53V52H90ZM133 53H135V51L133 52ZM139 53V52H138ZM162 53V52H161ZM188 53H187V55H188ZM202 53V52H201ZM208 53H210V52H208ZM225 53V52H224ZM227 53V52H226ZM246 53H248V52H246ZM250 53V52H249ZM16 54V53H15ZM114 54V53H113ZM116 54V53H115ZM114 54V55H115ZM126 54V53H125ZM174 54V55H173ZM195 54H198V53H195ZM199 54H200V52H199ZM223 54V53H222ZM228 54H230V52H228ZM231 54H233V53H231ZM14 55V54H13ZM18 55V54H17ZM22 55V54H21ZM128 55H129V53H128ZM134 55V54H133ZM137 55H140V53L139 54H137ZM142 55V54H141ZM140 55V56H141ZM202 55V54H201ZM204 55V54H203ZM205 55H207V53L205 54ZM204 55V56H205ZM4 56V55H3ZM2 56V58L3 59H6V58H4ZM7 56V55H6ZM98 56V55H97ZM96 56V57H97ZM143 56V55H142ZM203 56V57H204ZM224 57H226L227 56V54H226V56L225 55H223ZM232 56V55H231ZM241 56V55H240ZM243 56H245V54L244 55H242V57L241 58H243ZM245 56V57H246ZM16 57V56H15ZM57 57V56H56ZM93 57V56H92ZM95 57V58H96ZM99 57V56H98ZM120 57V56H119ZM124 57H126V56H124ZM130 57V56H129ZM160 57V56H159ZM188 57V56H187ZM199 57V56H198ZM198 57H196V58H198ZM212 57V56H211ZM229 57V56H228ZM245 57L243 58V59H245ZM9 58H12V59H10V60H8V61H6L5 63H3V65H2V67L0 68V173L1 174H4L6 177H12V176H15V177H17L18 178V180H19V182H23L22 183V185L21 186H16V187H12V185L11 184H13V182H11V184H6V185H9V187H12V188H16V193H17V195H15V196H13V195H11L10 196V198L8 199L9 200V204H7L10 208H12V209H15L16 208V206H17V204L19 205L22 201H23V199L22 198H26L27 199V202H28V199H36V200H39V201H41V202H44L45 200H49V198H51L52 200H55L56 201V204H58V206L60 207V206H62V205H59L60 204V202H61V199L62 198H60L61 197V191L62 190H64L63 188H61V186H60V182H58L59 181V179L58 178H50L49 177V179L46 181V180H43L44 179V177H41V176H39V178H38V180L36 179L35 181H37V182H35V184H34V182L32 183L31 181H29L30 179H28L25 175L26 174H24L25 173V171H28L27 169H29V165H34V166H36L37 164L38 165H40L41 167L40 168H42V170H40V171H45V168L46 167H48V169L49 170H51V171H53L54 172V174H56L57 173V164L53 161V159H52V156L50 155V153H49V151H48V149L46 148V146L45 145H47L46 144V142H47V140H48V134H47V136H44L43 137V135L45 134H43V132L41 131V129H39L38 127L39 126H37V128H35V126H34V128H31L28 124H27V115H25V116H16V115H14V114H12V115H8L7 114V111H9V110H11L12 111V109H13V107H15L16 105H19V104H21L22 103V100H23V98L25 97V98H27L28 96H26L27 94H29L30 96L29 97H32L31 96V93L33 94L34 92H35V90H33V88H30V89H28L27 87H26V85H25V82H27V80L25 79V82H23L22 80V83L19 81V79H18V81L20 82V83H18V84H24L25 85V87H23V88H25V89H23V90H21L22 88H20L19 89V85L18 84H16V86H14L13 88L11 87V85L9 86V87H11L12 89H9L8 91H6L5 89H4V86H5V82H4V79H5V81H6V79L8 80V81H11L12 79H13V77H15L13 74L14 73H16V70H17V72L19 71L18 70V68L19 69H21V71L20 72H18V73H22V74H24V72H23V70H26L25 68H26V66L28 65V63H27V65L25 64V63H21V59H19L18 57H16V58H18L19 60L17 61L16 60V58H14V57H12V54H10V56H9ZM14 58V59H13ZM23 58H24V56H23ZM33 58V57H32ZM102 58V57H101ZM101 58H98V59H101ZM136 59H137V57H135ZM140 58V57H139ZM200 58V57H199ZM198 58V59H199ZM227 58V57H226ZM37 59H39V58H37ZM83 59V58H82ZM102 59H104V58H102ZM101 59V60H102ZM123 59V58H122ZM127 59V58H126ZM189 59H187L188 61H189ZM201 59V58H200ZM204 59V58H203ZM202 59V60H203ZM225 59V58H224ZM233 60H234V58H232ZM242 59V60H243ZM245 59V60H246ZM25 60V59H24ZM40 60V59H39ZM101 60H98V61H100L101 62ZM150 60V59H149ZM157 60V59H156ZM186 60V61H187ZM197 60V59H196ZM202 60L200 61L201 63H203V62H206V61H203L202 62ZM206 60H207V57H206ZM208 60H209V58H208ZM227 60H229L228 58H227ZM239 60V59H238ZM238 60H235V61H238ZM245 60H243L244 61V64L246 63V62H248L247 60L245 61ZM4 62V60H1V57H0V62ZM26 61H27V59H26ZM102 61H104V60H102ZM124 61H126V60H124ZM129 61H130V59H129ZM128 61V62H129ZM182 61V60H181ZM185 61V62H186ZM194 61H195V57H194ZM234 61V62H235ZM239 61H241V60H239ZM243 61L241 62L242 64H243ZM20 62V63H19ZM44 62V61H43ZM172 62V61H171ZM173 62H175V60H173ZM172 62V63H173ZM199 62V63H200ZM223 62H226V60L225 61H223ZM30 63V62H29ZM44 63H46V61L44 62ZM96 63V62H95ZM102 63V62H101ZM126 63V62H125ZM132 64H134L133 63V60H132V62H131ZM130 63V64H131ZM137 63V62H136ZM135 63V64H136ZM177 65L176 66H179L178 67V69L180 70V68H181V64L179 63H177V62H175ZM188 63V65L189 66H191L190 64H192V63H190L189 64V62H187ZM186 63V64H187ZM194 63V62H193ZM200 63V64H201ZM208 63H213V61L212 62H208ZM218 63V62H217ZM233 63V62H232ZM238 63V62H237ZM240 63V64H241ZM251 63V62H250ZM19 64L20 65H23V66H25V68L23 69V67L21 68V67H18L19 66ZM114 64V63H113ZM174 64V63H173ZM182 64H184V63H182ZM195 64H198V61L195 63ZM204 64V63H203ZM202 64V65H203ZM209 64V65H210ZM214 64H215V62H214ZM219 64V63H218ZM229 64H230V61H229ZM239 64V63H238ZM239 64V65H240ZM256 64V66H257V62L255 63ZM263 64V63H262ZM33 65V64H32ZM48 68H50L52 71H55V66H53L52 64H50V63H48L47 62V64H45ZM103 65V64H102ZM185 65V64H184ZM202 65H201V67H202ZM205 65H207V64H204V67L203 68H205ZM227 65V64H226ZM231 65V64H230ZM246 65V68H248L247 67V64H245ZM245 65H243V67H242V65H240V67H242L241 69H239L238 67H236L237 68V71H239V72H237V73H239V74H241V73H243V74H247V73H244V70L245 69H243L244 67H245ZM249 65V64H248ZM258 65H261V64H258ZM34 66V65H33ZM32 66V67H33ZM97 66V65H96ZM125 66H127V65H125ZM141 66V65H140ZM148 66V65H147ZM153 66H156V65H153ZM222 66H225V65H222V62H221V68H222ZM251 66V65H250ZM91 67H92V65H91ZM90 67V68H91ZM97 67H101V65L99 66H97ZM133 67V66H132ZM144 67V66H143ZM156 67H158V66H156ZM156 67H154V68H156ZM188 66H186V68H187ZM194 67V66H193ZM211 67V66H210ZM258 67V66H257ZM261 67V66H260ZM262 67H264V65L262 66ZM261 67V68H262ZM89 68V67H88ZM115 68V67H114ZM139 68V67H138ZM142 68V67H141ZM162 68V67H161ZM170 68V67H169ZM190 68V67H189ZM203 68H199V72L203 69ZM207 68H209V67H207ZM217 68V65H216V67H215V69ZM218 68H219V71L221 70L220 69V66H218ZM217 68V69H218ZM227 68H229V67H227ZM226 68V69H227ZM234 69V65L230 68V69ZM235 68V69H236ZM256 68V67H255ZM255 68H254V70H253V72H255ZM100 69H103V68H100ZM106 69V68H105ZM158 69H160V68H158ZM157 69V70H158ZM176 69V68H175ZM195 69H197V67L195 68ZM210 69H213V68H210ZM215 69H214V71H215ZM225 69V68H224ZM234 69V70H235ZM239 69V70H238ZM249 69V68H248ZM41 70V69H40ZM89 70H92V69H89ZM88 70V71H89ZM97 70H99V69H97ZM140 70V69H139ZM149 70V69H148ZM156 70V71H157ZM177 70V69H176ZM223 70V69H222ZM221 70V71H222ZM242 70V71H241ZM256 70H257V68H256ZM261 70V69H260ZM259 70V72H261ZM66 71H69V70H66ZM95 71V70H94ZM101 71V70H100ZM108 71V70H107ZM106 71V73H108ZM111 71V70H110ZM125 71V70H124ZM134 71V70H133ZM151 71V70H150ZM156 71H155V74H158V73H156ZM160 71V70H159ZM192 71V70H191ZM232 71V70H231ZM236 71V70H235ZM247 71V70H246ZM245 71V72H246ZM71 71H69V72H67L68 73V78H69V75H72L71 73H70ZM102 72H103V70H102ZM113 72H115L114 71V69H113ZM152 72V71H151ZM176 72V71H175ZM187 72H189L190 73V71H187L186 70V73ZM194 72H196V71H194ZM229 72V71H228ZM241 72V73H240ZM248 72V71H247ZM263 72H264V70H263ZM262 72V73H263ZM17 73V74H18ZM65 73V72H64ZM67 73H65V74H67ZM70 73V74H69ZM77 73V72H76ZM90 73V72H89ZM96 73V72H95ZM100 73V72H99ZM104 73V72H103ZM102 73V74H103ZM119 73V71L117 70V72H116V74L115 75H117ZM139 73V72H138ZM150 73V72H149ZM185 73V71H184V74H186ZM189 73H187V75L189 74ZM202 73H205V75H202L201 77L203 78H201V81H199V78H200V76H199V74L197 75L196 73H194V74H196V77L198 76L199 78H197L196 80H194V79H191V77L189 78V77H187V79L189 78V80L188 81H185V80H187V79H180L179 80V84H178V81L177 82H175V81H173V82H175V83H177V85L179 86L178 88H181V90H188V91H190L191 93L192 92H196L197 91V89L199 88V86H201V89H202V83L201 82H208L209 81V78L211 77H214L213 76V74H211V76L210 77H208V80H206L204 77L206 76V74L208 73V71L207 72H204V71H201V73L200 74H202ZM215 73H218V72H216L215 71ZM226 73H227V70H226ZM237 73H234V74H237ZM28 74V73H27ZM27 74H24L25 76L27 75ZM33 74V73H32ZM31 74V76H33ZM37 74H39V73H37ZM86 74H87V76L89 75V76H91L88 80H90L91 78H93V77H96V76H94L93 75V77H92V73L91 74H88L87 72H86ZM120 74H121V76L123 75L122 73H121V71H120ZM151 74V73H150ZM149 74V75H150ZM153 74V73H152ZM152 74H151V76H152ZM179 74V73H178ZM183 74V75H184ZM191 74V73H190ZM223 74H224V71H223ZM228 74V73H227ZM233 74V73H232ZM255 75L257 74L256 72L254 73ZM64 75V74H63ZM100 75V74H99ZM139 75V74H138ZM161 75V74H160ZM208 75H210V73L208 74ZM217 77H218V75H220V72L218 73V75L217 74H215ZM248 75V74H247ZM254 75V76H255ZM17 76H19V75H17ZM30 76V75H29ZM29 76H27L28 78H29ZM31 76H30V80H31ZM36 76H38V75H36ZM50 76V75H49ZM48 76V77H49ZM59 76V75H58ZM65 76V75H64ZM87 76H85V77H87ZM88 76V77H89ZM98 76V75H97ZM104 76V75H103ZM112 76V75H111ZM118 76H120V75H117V77ZM124 77H125V75H123ZM122 76V77H123ZM133 76V75H132ZM136 76V75H135ZM171 76V75H170ZM190 76V75H189ZM192 76V75H191ZM220 76H222V75H220ZM232 75H230V77H231ZM241 76H242V74H241ZM245 76V75H244ZM260 76V75H259ZM6 77H8V78H6ZM70 77H72V76H70ZM106 77H108V75H106ZM105 77V78H106ZM114 76H112V78H113ZM137 77V76H136ZM185 77V76H184ZM183 77V78H184ZM185 77V78H186ZM195 77V78H196ZM229 77V76H228ZM227 77V78H228ZM229 77V78H230ZM256 77V76H255ZM33 78V77H32ZM55 78V77H54ZM67 78V77H66ZM109 78H111L110 76H109ZM115 78V77H114ZM128 78V77H127ZM131 78V77H130ZM134 78V77H133ZM152 78H154V77H152ZM168 79H169V77H167ZM207 78V77H206ZM221 78V77H220ZM231 78H233V77H231ZM254 78V77H253ZM259 78V77H258ZM37 79V78H36ZM70 79V78H69ZM81 79V78H80ZM86 79V78H85ZM124 79V78H123ZM143 79V78H142ZM148 79V78H147ZM151 79V78H150ZM190 79H191V81H190ZM205 79V80H204ZM214 79V78H213ZM212 79V80H213ZM224 79H226L225 78V76H224ZM249 79V78H248ZM261 79V78H260ZM15 80V79H14ZM13 80V81H14ZM29 80V79H28ZM71 80H73L72 78H71ZM87 80V81H88ZM94 80V79H93ZM107 80V79H106ZM108 80H110V79H108ZM114 80V79H113ZM115 80H116V78H115ZM118 81H120L121 80V82L123 81L122 80V78H120V80L119 79H117ZM117 80L115 81L116 83H117ZM130 80V79H129ZM128 79H127V81H129ZM153 80V79H152ZM156 80V79H155ZM173 80V79H172ZM203 80V81H202ZM221 80V79H220ZM220 80H217V81H220ZM222 80H223V76H222ZM232 79H230V81H231ZM254 80H256V79H254ZM105 81V80H104ZM143 81V80H142ZM141 81V82H142ZM225 81H227V79L225 80ZM234 81V80H233ZM253 81V80H252ZM43 82V81H42ZM72 82V81H71ZM91 82V81H90ZM102 82V81H101ZM109 82V81H108ZM110 82H111V80H110ZM163 82V81H162ZM203 82V84L204 85H206L207 86V84H205ZM257 82H259V80L257 81ZM10 83V82H9ZM14 83V82H13ZM38 83H39V81H38ZM45 83V82H44ZM44 83H42V84H44ZM46 83L48 84L49 82L48 81H46ZM53 83H55V82H53ZM120 82H118L117 84H119ZM144 83V82H143ZM156 83V82H155ZM201 83V84H200ZM228 83H229V80H228ZM232 83V82H231ZM231 83H229L228 85L230 86V84ZM262 83H263V81H262ZM35 84H37L36 82H35ZM41 84V87L43 86ZM73 84V83H72ZM92 84V83H91ZM90 84V85H91ZM136 83H135V81H134V83H133V85H135ZM147 84V83H146ZM166 84V83H165ZM217 84V83H216ZM224 84V83H223ZM226 84V83H225ZM239 84V83H238ZM18 85V86H17ZM29 85L30 84H28L27 86L29 87ZM89 85V86H90ZM123 85V84H122ZM209 85V84H208ZM211 85V84H210ZM244 85V84H243ZM32 86V85H31ZM30 86V87H31ZM46 85L44 84V86L43 87H45ZM84 86V85H83ZM88 86V87H89ZM95 86V85H94ZM125 86H126V84H125ZM138 86V85H137ZM205 86V87H206ZM228 86V87H229ZM256 86V85H255ZM258 86V85H257ZM120 87V86H119ZM124 87V86H123ZM166 87H167V85H166ZM177 86H175V85H173V87H172V85H171V87H169L168 86V92L167 93H171V95L172 96H174V98H175V100L176 101H178V93H179V89L178 88H176ZM217 87V86H216ZM235 87V86H234ZM238 87V86H237ZM85 88L87 89V87L85 86ZM97 88V87H96ZM100 88V87H99ZM103 88V87H102ZM135 88V87H134ZM207 88V87H206ZM211 88V87H210ZM236 88V87H235ZM239 88H240V86H239ZM33 91H32V90ZM44 89V88H43ZM85 89V90H86ZM115 89V88H114ZM136 89H139L138 87L136 88ZM166 89L167 88H165L164 90L166 91ZM221 89L224 91V90H226V89H223L222 88V86H221ZM241 89H243V87H241ZM240 89V90H241ZM252 89V88H251ZM251 89H250V91H251ZM30 90V91H29ZM42 90V89H41ZM45 90V89H44ZM43 90V91H44ZM120 90V89H119ZM118 90V91H119ZM127 90V89H126ZM125 90V91H126ZM130 90V89H129ZM162 90V89H161ZM234 90V89H233ZM42 91V92H43ZM47 91V90H46ZM87 91H89V88L87 89ZM130 91H132V90H130ZM129 91V92H130ZM136 91V90H135ZM219 92H220V90H218ZM218 91H216L217 92V94H218V97H221V98H223V96L225 95L224 93H226V92H223V91H221V92H223L222 94H219L218 93ZM230 91V90H229ZM236 91V90H235ZM250 91H248V92H250ZM254 91V90H253ZM42 92H40V93H42ZM49 92V91H48ZM47 92V93H48ZM96 92H97V90H96ZM134 92V91H133ZM209 92V91H208ZM239 92V91H238ZM241 92H243V90H241L240 91V95H239V97H237V98H239V100H236L235 99V97H234V99L235 100H233V97H232V101H238V103H236L237 105H238V107H245L244 105L246 104V100L243 98V95L244 94H242ZM262 92V91H261ZM46 93V94H47ZM83 93V92H82ZM132 93V92H131ZM137 93V92H136ZM26 94V95H25ZM35 94V93H34ZM43 94V93H42ZM45 93H44V95H46ZM89 94H90V91H89ZM89 94H88V96H89ZM95 94V93H94ZM97 94V93H96ZM138 94V93H137ZM141 94V93H140ZM227 94V93H226ZM233 94H234V92H233ZM236 94V93H235ZM234 94V95H235ZM242 94V95H241ZM247 94V93H246ZM245 94V95H246ZM256 94V93H255ZM37 95V94H36ZM43 95V96H44ZM85 95V94H84ZM92 95V94H91ZM90 95V96H91ZM168 95H170V94H168ZM210 95V94H209ZM219 95H221V96H219ZM223 95V96H222ZM237 95V96H238ZM248 95V97H249V94H247ZM259 96L261 95L260 93L258 94ZM41 96L42 95H40V99H41ZM252 96V95H251ZM254 96V95H253ZM28 97V98H29ZM82 97V96H81ZM169 97H171V96H169ZM206 97V96H205ZM211 97V96H210ZM225 97V96H224ZM247 97V98H248ZM255 97H257V96H255ZM254 97V98H255ZM263 97V96H262ZM83 98V97H82ZM85 98V97H84ZM107 98V97H106ZM173 98V97H172ZM180 98V97H179ZM216 98H217V95H216ZM215 98V99H216ZM221 98H217V101H219V99H221ZM252 98V97H251ZM250 98V99H251ZM259 98V97H258ZM264 98V97H263ZM262 98V99H263ZM32 99L33 98H31L29 101H27L28 102V104L30 105V102H32ZM40 99H38V100H40ZM43 99H45V97L44 98H42V100ZM47 99V98H46ZM108 99V98H107ZM184 99V98H183ZM192 99V98H191ZM249 99V100H250ZM261 99V100H262ZM42 100H41V102H42ZM48 100V99H47ZM46 100V101H47ZM60 100V99H59ZM85 100H87V99H85ZM99 100V99H98ZM182 100V99H181ZM186 100V99H185ZM196 100V99H195ZM194 100V101H195ZM213 100V98L210 100V101H212ZM224 100V99H223ZM222 100V101H223ZM229 100V99H228ZM228 100H226V101H228ZM44 102H45V100H43ZM49 101V100H48ZM155 101V100H154ZM216 101V102H217ZM225 101V102H226ZM251 101H253L252 99L249 101V102H251ZM254 101H256V98L254 99ZM38 102V101H37ZM41 102H39L40 103V109H42V106H41V104L43 105V102L41 103ZM53 104H55L57 107H58V103H57V101L56 100H54V101H51ZM179 102H181L180 100H179ZM192 102V101H191ZM197 102V101H196ZM195 102V104H197L198 105V103H196ZM213 102V101H212ZM211 102V103H212ZM224 102V101H223ZM230 103H234V102H231V100L229 101ZM248 102V101H247ZM32 103H34V102H32ZM31 103V105H30V107L31 108H34V106H33V104ZM38 103V104H39ZM47 103H49V102H46L44 105H43V107L44 106H48L47 105ZM109 103V102H108ZM163 103V102H162ZM175 103V102H174ZM194 103V102H193ZM210 103V104H211ZM221 103V100L219 101V104ZM227 104H228V102H226ZM260 103V102H259ZM27 103H26V105H27V107L29 108V105H28ZM36 104V103H35ZM37 104V105H38ZM158 104V103H157ZM199 104H200V102H199ZM218 104V103H217ZM217 104H215L216 106H217ZM218 104V105H219ZM225 104V103H224ZM223 103H221L220 105H222V106H225ZM235 104V105H236ZM254 104V103H253ZM252 103H251V106L253 105ZM25 105V106H26ZM87 105V104H86ZM89 105V104H88ZM116 105V104H115ZM196 105V106H197ZM255 105V106H254ZM252 107H256L257 105H258V103H255ZM260 105V104H259ZM258 105V108L260 109L261 108V106H263L264 107V105H261V106H259ZM22 106V105H21ZM36 106V105H35ZM39 106V105H38ZM97 106V105H96ZM95 106V107H96ZM107 106V105H106ZM165 106V105H164ZM192 106V105H191ZM195 105H194V108L196 107ZM200 106H203V105H199V106H197V107H200ZM212 106V105H211ZM226 106H230L229 104L228 105H226ZM251 106H249L250 108H252ZM119 107V106H118ZM219 107H221V106H219ZM247 107H248V105H247ZM248 107V108H249ZM262 107V108H263ZM49 108V107H48ZM59 108V107H58ZM62 108H63V106H62ZM129 108V107H128ZM200 108H202V107H200ZM210 108V107H209ZM216 108H218V107H216ZM216 108H214L215 110H216ZM227 108V107H226ZM230 108V107H229ZM247 108V109H248ZM257 108V107H256ZM262 108L260 109L261 110V112L264 110H262ZM64 109V108H63ZM62 109V116L63 117H60V118H58V117H56V118H58L56 121H55V123L58 121V120H63L64 122H67L68 121V119H69V117L66 115V113H65V109L63 110ZM90 109H92V106L90 107ZM97 109V108H96ZM99 109V108H98ZM110 109V108H109ZM173 109V108H172ZM175 109H176V107H175ZM197 109V108H196ZM199 109V108H198ZM212 109V108H211ZM220 109V108H219ZM246 109V110H247ZM255 109V108H254ZM253 108H252V110H251V112L254 110ZM31 110V109H30ZM42 110H45V107L42 109ZM93 110V109H92ZM106 110V109H105ZM213 110V109H212ZM218 110V109H217ZM224 110H225V113H227V112H230V109H225L224 108ZM233 110H236L235 108H233ZM241 110H242V108H241ZM240 110V114H242L241 111ZM244 110H245V108H243V112H244ZM246 110H245V112H246ZM249 110V111H250ZM256 110V109H255ZM254 110V111H255ZM260 110H258V111H260ZM33 111H34V109H33ZM50 111H52V110H50ZM84 111V114H83V116H82V118H81V121H80V124H79V128H76V126H75V124H73V123H70V124H68V125H70V126H73V127H75L76 128V130H77V133L79 132V134L77 135V137L76 138H78V139H83L84 140V142H82L81 143V145L83 146V145H85V148L88 150L89 148H88V142L90 143L91 141L93 142L95 139H97V138H99V137H102V135H96L95 136V134H96V132L94 131V129H92L91 127L89 128V126H88V128L86 129V127L84 126V124H85V121H86V119H88L87 117H86V109H84L83 110ZM95 111V110H94ZM138 111V110H137ZM208 111V110H207ZM220 111V110H219ZM218 111V113H220L221 111L222 112H224L223 110H221L220 112ZM257 111V112H258ZM36 112V111H35ZM44 112H46V111H44ZM54 112H56V111H53V113ZM91 112V111H90ZM222 112H221V114H222ZM236 112V111H235ZM234 112V113H235ZM247 112H248V110H247ZM246 112V113H247ZM256 112V111H255ZM258 113L259 114V116H260V114H262V113ZM10 113V112H9ZM15 113V112H14ZM18 113V112H17ZM42 113V112H41ZM52 113V112H51ZM50 113V114H51ZM92 113V112H91ZM103 113H105V112H103ZM102 113V114H103ZM200 114H194V113H190V114H188L187 116H186V119H185V122H184V124H182V126L179 128V130L176 132V134L175 135H173L172 137H168L167 136V131H166V129H168V127L167 126H165V127H167L166 129H165V127L163 126L162 128L160 127L159 129H156V126H154L155 128H153L151 125H149V124H145V126L142 128V129H140V128H137V129H135V133L136 134H139L142 130H145V131H147L148 133H149V135L151 136V137H154V139H157V140H167V141H169V144H170V141L172 142V140H174L175 139V137H177V136H179V137H183L184 139H187V138H189V136L190 137H192L191 135H193V131H195V132H197V130L199 129V128H201L204 124V116L203 115H201V112H199ZM203 113V112H202ZM216 113V112H215ZM252 113H254V112H252ZM252 113H249V116L248 117H251L250 115H252ZM16 114V113H15ZM44 114H46V115H48L49 113H44ZM81 114V113H80ZM155 114V113H154ZM167 114H168V112H167ZM18 115V114H17ZM93 115V114H92ZM160 115H162V114H160ZM217 115V114H216ZM246 114H244V116H245ZM257 115V114H256ZM263 115V114H262ZM113 116V115H112ZM118 116V115H117ZM163 116V115H162ZM162 116H158V117H162ZM219 116H221V115H219L218 114V118H220ZM222 116L223 117H225L226 119H228L227 118V115L225 116L224 114H222ZM229 116V115H228ZM258 116V117H259ZM46 117V116H45ZM108 117V116H107ZM116 117V116H115ZM115 117H112L113 119L115 118ZM164 117V116H163ZM162 117V118H163ZM166 117V116H165ZM207 117V116H206ZM215 117H217V116H215ZM252 117H253V115H252ZM255 117V116H254ZM261 118H262V116H260ZM260 117L258 118V119H260ZM48 119L50 118V117H47ZM46 118V119H47ZM56 118H54V119H56ZM61 118H63V119H61ZM94 118H96V121H97V124H103V122H101L102 120H101V117L98 115V111L96 110V113H95V116H94ZM122 119H125L124 118V116L123 117H121ZM177 118V117H176ZM214 118V117H213ZM47 119V122L49 123V121L50 120H48ZM51 119H53V118H51ZM119 119H120V116H119ZM121 119V120H122ZM130 119V118H129ZM158 119H160V118H158ZM216 119V118H215ZM225 119V120H226ZM230 119H231V117L229 118V121H230ZM233 119H234V117H233ZM241 119V118H240ZM245 119V118H244ZM250 120L251 119H257V118H249ZM258 119L256 120V122L258 121ZM89 120V119H88ZM91 120V119H90ZM89 120V122H91ZM110 120V119H109ZM108 120V121H109ZM115 120V119H114ZM116 120H117V118H116ZM113 121L112 122V125L114 126V127H117V129L118 128H122L123 129V131H124V133L125 134H127V136L128 135H130V132H131V129L129 128V125H131V124H127L126 122H118V121ZM126 120V119H125ZM214 120V119H213ZM222 120H224L223 118H222ZM232 120V119H231ZM261 120V119H260ZM46 121V120H45ZM150 121V120H149ZM160 121V120H159ZM162 121V120H161ZM160 121V122H161ZM215 121V120H214ZM263 121H264V116H263ZM51 123H49V130H50V132H52V130L54 129V125H53V122L52 121H50ZM64 122H61L60 121V123H64ZM93 122V121H92ZM159 122V123H160ZM243 122V121H242ZM252 122V121H251ZM255 122V121H254ZM132 123V122H131ZM206 123V122H205ZM224 123V121H221L220 119H217L216 120V122H215V125H213V126H215L214 128H213V130L214 131H219L220 130V128H222V125H224L223 124ZM56 124H58V123H56ZM92 124V123H91ZM109 124H111V122L109 123ZM151 124V123H150ZM162 124V123H161ZM226 124V123H225ZM228 124H229V122H228ZM231 124V123H230ZM240 124V123H239ZM254 124V123H253ZM257 124V123H256ZM258 124H259V122H258ZM66 125V124H65ZM94 124H92V126H93ZM137 124H135V125H133V126H136ZM165 125H166V123H165ZM32 126V125H31ZM96 126V125H95ZM106 126V125H105ZM113 126H111V127H113ZM137 126H139V125H137ZM136 126V127H137ZM158 126H160V125H158ZM205 126V125H204ZM209 126V125H208ZM261 126V125H260ZM260 126H259V128H260ZM33 127V126H32ZM58 127H60V126H58ZM107 127H110V126H107ZM169 127H170V125H169ZM240 127H241V125H240ZM239 127V128H240ZM171 128V127H170ZM209 128V127H208ZM230 128V127H229ZM243 128V127H242ZM255 128H257L258 129V127L255 125ZM43 129V128H42ZM59 129V128H58ZM92 129V130H91ZM201 129H203V128H201ZM225 129V128H224ZM227 129V128H226ZM225 129V130H226ZM231 129V128H230ZM261 129H263V128H261ZM260 129V130H261ZM97 130V129H96ZM110 130V129H109ZM121 130V129H120ZM169 130H171V129H169ZM175 130V129H174ZM113 131V130H112ZM119 131V130H118ZM221 131H222V129H221ZM258 131V130H257ZM262 132H263V130H261ZM60 132H61V130H60ZM102 132V131H101ZM224 132V131H223ZM260 132V131H259ZM259 132H257V134H259ZM262 132H260L261 134H262ZM42 133V134H41ZM56 133V132H55ZM252 133V132H251ZM250 133V134H251ZM264 133V132H263ZM56 134H58L59 135V133H56ZM61 134V133H60ZM73 134V133H72ZM108 134V133H107ZM123 134V133H122ZM191 134V135H190ZM206 134H208V135H206L208 138H209V140H210V142L211 143H220L221 144V142L222 141H224V139L225 138H227V136H225V137H221V135H220V133H218L219 134V136L221 137V142H220V140H218V142H213V140L216 138V137H214V135L212 134V130L210 131V132H207ZM216 134V133H215ZM222 134V133H221ZM260 134V135H261ZM51 135L52 134H50V136H49V138L51 137ZM53 135H54V133H53ZM113 135V134H112ZM111 134L109 135V140H110V142L112 143V144H110V146L112 145L113 146V144H117V145H121V144H123L121 141H119L117 138H115L114 136H112ZM134 135V134H133ZM249 135V134H248ZM251 135H253V134H251ZM250 135V136H251ZM55 136V135H54ZM106 136V135H105ZM119 136V135H118ZM217 136V135H216ZM223 136V135H222ZM56 137H58V136H55L54 138H56ZM60 137H61V135H59V139H60ZM108 137V136H107ZM126 137V136H125ZM124 137V138H125ZM139 137H140V135H139ZM258 137H261L262 138V136H258ZM57 138V139H58ZM218 138V137H217ZM222 138H224V139H222ZM63 139V142L64 143H66V140L64 139V138H62ZM61 139V140H62ZM136 139V138H135ZM233 139V138H232ZM232 139H231V141H232ZM235 139V138H234ZM257 139H259V138H257ZM54 140H56V139H54ZM157 140H155L156 142H157ZM261 140H264V137H263V139H261ZM97 141H98V139H97ZM96 141V142H97ZM126 141L129 143V144H135L136 142H135V140L134 139H129V138H127L126 139ZM146 141V140H145ZM151 142V141H153V140H148V141H146V143H148V142ZM175 141V140H174ZM208 141V140H207ZM207 141H205V142H207ZM95 141H94V143H96ZM138 142V141H137ZM150 142L148 143L149 145H150ZM156 142L154 143V144H156ZM241 142V141H240ZM57 143V142H56ZM73 143V142H72ZM93 143V144H94ZM97 143H99V142H97ZM96 143V144H97ZM140 143V142H139ZM152 143V142H151ZM152 143V144H153ZM160 143V142H159ZM158 143V144H159ZM173 143V142H172ZM190 143H192V142H190ZM225 143H226V141H225ZM259 143H260V139H259ZM261 143H263V142H261ZM260 143V144H261ZM78 144V143H77ZM91 144V143H90ZM96 144H94L95 146H96ZM100 144V143H99ZM102 144V143H101ZM127 144V143H126ZM142 144V143H141ZM194 144V143H193ZM230 144V143H229ZM49 145V144H48ZM98 145V144H97ZM140 145V144H139ZM145 145V144H144ZM163 145H164V143H163ZM166 145V144H165ZM164 145V146H165ZM205 145H207V144H205ZM217 145V144H216ZM244 145V144H243ZM261 145H263L264 146V143L263 144H261ZM50 146V145H49ZM103 146H105V145H103ZM109 145H107V147H108ZM173 146V145H172ZM63 147V146H62ZM98 147V146H97ZM100 147H101V145H100ZM100 147H98V149H96V150H100L99 148ZM114 147V146H113ZM123 147V146H122ZM217 147H218V145H217ZM228 147V146H227ZM244 147V146H243ZM246 147V146H245ZM244 147V148H245ZM65 148V147H64ZM118 148V147H117ZM209 148V147H208ZM235 148V147H234ZM237 148V147H236ZM240 148V147H239ZM242 148V147H241ZM75 149H76V147H75ZM116 149V148H115ZM120 149V148H119ZM124 149V148H123ZM127 149V148H126ZM157 149V148H156ZM213 149V148H212ZM215 149H216V146H215ZM230 149V148H229ZM231 149H233V148H231ZM230 149V150H231ZM55 150V149H54ZM103 150H106V148H104ZM102 150V151H103ZM125 150V149H124ZM124 150H122L121 151V149L120 150H117V151H114V149L112 148L111 150H110V156H111V158H113V160H117V159H119V158H123V157H127L128 158V156L130 155V154H128V156H127V154L125 153V152H123ZM234 150V149H233ZM236 150V149H235ZM239 150V149H238ZM74 151V150H73ZM76 151V150H75ZM97 151V152H98ZM209 151H211V150H209ZM215 151V150H214ZM213 151V152H214ZM216 151H218V149H216ZM215 151V152H216ZM243 151V150H242ZM264 151V150H263ZM87 152V151H86ZM89 152V151H88ZM87 152V153H88ZM92 152V151H91ZM109 152V151H108ZM128 152H130V151H128ZM127 152V153H128ZM212 152V153H213ZM254 152V151H253ZM219 153V152H218ZM252 153V152H251ZM255 153V152H254ZM253 153V154H254ZM261 153V152H260ZM101 154H107V152L106 153H101ZM72 155V154H71ZM73 155H75V154H73ZM88 155H92V154H90V152H89V154ZM98 155H100V154H98ZM104 155V156H105ZM221 155V154H220ZM82 156V155H81ZM80 156V157H81ZM93 157H94V155H92ZM104 156H98V157H104ZM253 156V155H252ZM251 156V157H252ZM74 157H76V156H74ZM88 157V156H87ZM223 157V156H222ZM250 157V158H251ZM88 158H91L90 156L88 157ZM106 158H107V156H106ZM239 158V157H238ZM241 158V157H240ZM254 159H256L255 157H253ZM93 159V158H92ZM91 159V160H92ZM109 159V158H108ZM126 159V158H125ZM249 159V158H248ZM81 160V159H80ZM79 160V161H80ZM90 160V161H91ZM96 159H94V160H92L93 162L95 161ZM98 160H99V162H100V159L98 158ZM111 160V159H110ZM120 160V159H119ZM123 162H125L124 161V158L123 159H121ZM239 160V159H238ZM251 160V159H250ZM103 161V160H102ZM112 161V160H111ZM140 161V160H139ZM81 162H83V160L81 161ZM80 162V163H81ZM86 162H87V160H86ZM95 162H98V161H95ZM105 162H107V160L105 161ZM113 162H116V161H113ZM132 162V161H131ZM239 162V161H238ZM258 162V161H257ZM260 162V161H259ZM33 163H36V164H33ZM119 163V162H118ZM169 163V162H168ZM252 163H253V161H252ZM263 163V162H262ZM90 164V163H89ZM106 164V163H105ZM172 164V163H171ZM58 165H60V163L58 164ZM96 165H98V164H96ZM132 165H134V164H132ZM106 166V165H105ZM99 167V166H98ZM147 167H149V166H147ZM222 168H224V167H222ZM240 168V167H239ZM31 169H32V167H31ZM75 169V168H74ZM81 169V168H80ZM96 169V168H95ZM97 170V169H96ZM174 170V169H173ZM31 171V170H30ZM40 171L37 173V175H36V178L38 177V175H41L40 174ZM100 171V170H99ZM104 171V170H103ZM32 172V171H31ZM68 172V171H67ZM201 172V171H200ZM121 173V172H120ZM202 173V172H201ZM0 174V175H1ZM43 174H45V172L43 173ZM52 174V173H51ZM93 174V173H92ZM210 174V173H209ZM239 174V173H238ZM4 175H3V177H4ZM31 175V174H30ZM57 175H58V173H57ZM65 175V174H64ZM87 175V174H86ZM206 175V174H205ZM211 175V174H210ZM45 176V175H44ZM48 176H50V174L48 175ZM70 176V175H69ZM102 176V175H101ZM189 176V175H188ZM216 176V175H215ZM215 176H214V178H215ZM41 177V178H40ZM56 177H58V176H56ZM67 176H65V178H66ZM187 177V176H186ZM71 178V177H70ZM89 178H91V177H89ZM102 178V177H101ZM34 179V178H33ZM47 179V178H46ZM67 179V178H66ZM69 179V178H68ZM67 179V180H68ZM73 179V178H72ZM79 179V178H78ZM82 179V178H81ZM103 179V178H102ZM215 179H217V178H215ZM3 180V179H2ZM94 180V179H93ZM99 180V179H98ZM162 180V179H161ZM169 180V179H168ZM178 180V179H177ZM180 180V179H179ZM228 180V179H227ZM11 181H12V179H11ZM79 181H82V180H79ZM7 182V181H6ZM18 182V181H17ZM16 182V183H17ZM72 182V181H71ZM70 182V185L71 184H75V182H73V183H71ZM171 182V181H170ZM209 182V181H208ZM78 182H76V184H77ZM84 183V182H83ZM90 183H92V180H91V182ZM94 183H96V182H94ZM175 183H177V182H175ZM215 183V182H214ZM217 183V182H216ZM18 184V183H17ZM67 184H69V183H67ZM97 184V183H96ZM165 184V183H164ZM5 185V186H6ZM69 185V187H68V189H67V195H65V198H63V201L61 202V203H63L64 202V204L66 205H64L63 204V206L66 208V210H65V208H64V210L66 211H64L65 212V217H66V219L64 218H62L61 216H58V217H61L63 220V222H65L64 220H68L70 223H71V226H69V234L71 235V238H72V236H74L75 235V232H78L79 233V235H83L84 236V239H85V241L86 242H84V240H83V237H82V239H80L81 238V236H79V238H74V239H79V240H83V242L85 243H83L84 245H81V244H78V245H81V246H84V252H88L89 253V251H90V249H89V247H86V245H88L89 246V244L88 243H92V251H91V254L93 255L92 256V258L90 259V258H88L87 259V262H85L84 264H148V260H146V259H144V258H141V259H139V258H136L133 254H132V249H133V247H134V245H135V240H136V237H135V233L136 232H138V230L140 229V225H138V224H136V225H131V224H128L130 221L132 222V219L134 218L133 216L131 217L130 216V218H128V221L126 222H121V223H119V224H116V226H114V228L113 229H109L110 231H106V229L108 228H106V229H104L103 228V226L101 225L100 226V224H103V221L102 220H100V215H99V213H101L102 211L104 212L107 208L105 207V204H104V206H103V204H101V202H99V203H97V201H96V203L98 204V205H100L99 207H94L95 206V203H92L91 202V200L88 198L90 195L87 193V190H85L84 188L81 190V191H79V192H77L76 190H75V187L73 186V185H71L70 186ZM78 185H80V184H78ZM77 185V189L78 188H80V187H82V186H78ZM83 185V184H82ZM93 185V184H92ZM215 185H217V184H215ZM225 185H227V184H225ZM98 186H100V184L98 183ZM212 186V185H211ZM228 186V185H227ZM8 187V186H7ZM8 187V188H9ZM215 187V186H214ZM216 187H218V185L216 186ZM59 188H61L62 190L60 191V189ZM94 188V187H93ZM97 188V187H96ZM96 188L94 189V190H96ZM192 188V187H191ZM232 189H234V188H232ZM264 189V188H263ZM7 190V192H9L10 193V191H12L10 188L9 189H6ZM184 190V189H183ZM215 190V189H214ZM102 191H103V189H102ZM102 191H99V192H102ZM106 191V190H105ZM227 191V190H226ZM238 191V190H237ZM35 192V193H34ZM40 192H42V194L41 195H39V193ZM90 192H91V190H90ZM94 192H96V191H94ZM93 192V193H94ZM12 193V192H11ZM10 193V194H11ZM97 193V192H96ZM36 194H38V195H36ZM108 194H110L109 193V191H108ZM23 195V197L21 198V196ZM59 195H60V197H59ZM62 195H63V193H62ZM101 195V194H100ZM110 196V195H109ZM186 196H187V194H186ZM99 197V196H98ZM98 197H96V198H98ZM103 197V196H102ZM22 200H21V199ZM39 198V199H38ZM53 198H55V199H53ZM117 198V197H116ZM119 198V197H118ZM173 198V197H172ZM176 198V197H175ZM179 198V197H178ZM240 198V197H239ZM3 199V198H2ZM1 199V201H3ZM50 199V200H51ZM91 199H93V198H91ZM104 199V198H103ZM103 199H101V200H103ZM121 199V198H120ZM222 199H224V198H222ZM49 200V201H50ZM116 200V199H115ZM123 200V199H122ZM7 201V200H6ZM46 201V202H47ZM54 201V202H55ZM92 201H94V200H92ZM114 201V200H113ZM198 201V200H197ZM196 201V202H197ZM5 202V201H4ZM8 202V201H7ZM27 202L25 203V204H27ZM30 202H32V203H35V202H33V200H31ZM30 202H28V204L30 203ZM112 202V201H111ZM6 203V202H5ZM31 203V204H32ZM37 203V202H36ZM39 203V202H38ZM37 203V204H38ZM155 203V202H154ZM199 203V202H198ZM218 203V202H217ZM230 203V202H229ZM36 204V205H37ZM47 204V203H46ZM93 204H94V206H93ZM106 204H108V203H106ZM150 204H152V202L150 203ZM187 204V203H186ZM200 204H202V202L200 203ZM2 205H4V204H2ZM16 205V206H15ZM22 205H24V202L22 203ZM39 205H40V203H39ZM48 205V204H47ZM97 205V206H98ZM164 205V204H163ZM196 205H197V203H196ZM233 205H235V204H233ZM1 206V205H0ZM41 206V205H40ZM62 206V207H63ZM120 206V205H119ZM148 206V205H147ZM198 206V205H197ZM214 206V205H213ZM17 207H19V206H17ZM24 207V206H23ZM22 207V208H23ZM42 207V206H41ZM40 207V208H41ZM55 207V206H54ZM110 207V206H109ZM122 207V206H121ZM224 207V206H223ZM229 207V206H228ZM238 207V206H237ZM6 208H8V207H6ZM21 208V207H20ZM25 208H27V206L25 207ZM24 208V209H25ZM97 210V212L96 211H94V212H92L93 210H95V209ZM98 208V209H97ZM196 208V207H195ZM202 208V207H201ZM204 208V207H203ZM230 208H231V206H230ZM16 209H19V208H16ZM62 209V208H61ZM134 209V208H133ZM149 209L150 210H152V211H150V212H148V216H147V218L149 219H153V217H154V215H155V212L153 211V210H156V209H158V205L156 204H152L151 205V207L149 206ZM163 209V208H162ZM11 210V209H10ZM23 210V209H22ZM27 210H30V209H28L27 208ZM63 210V209H62ZM110 210V209H109ZM18 211H21V210H18ZM26 211V210H25ZM38 211V210H37ZM90 211V212H89ZM111 211V210H110ZM232 211H233V209H232ZM232 211H231V213H232ZM24 212V211H23ZM40 212V211H39ZM113 212V211H112ZM119 212V211H118ZM145 212H147V211H145ZM195 212V211H194ZM198 212V211H197ZM196 212V213H197ZM209 212V211H208ZM236 212H238V211H236ZM2 213V212H1ZM48 213V212H47ZM115 213V212H114ZM174 213V212H173ZM92 214H94V215H92ZM123 214H125V213H123ZM133 213H131V214H129V215H132ZM228 214V213H227ZM234 214V213H233ZM32 215V214H31ZM53 216L55 215L56 217H57V215H59V213L58 214H55V212L52 214ZM125 215H127V214H125ZM220 215V214H219ZM229 215H230V213H229ZM232 215V214H231ZM236 215V213L234 214V216ZM52 216V217H53ZM156 216V215H155ZM221 216H223L222 214H221ZM225 216V215H224ZM233 216V217H234ZM5 217V216H4ZM25 217V216H24ZM23 217V218H24ZM35 217V216H34ZM46 217H50L48 214H47V216ZM45 217V218H46ZM51 217V218H52ZM128 217V216H127ZM191 217V216H190ZM196 217V216H195ZM9 218V217H8ZM19 218H21V217H19ZM33 218V217H32ZM31 218V219H32ZM50 218V220L52 221L53 220V218L51 219ZM55 218V217H54ZM231 218V217H230ZM18 219V218H17ZM39 219V218H38ZM127 219V218H126ZM218 219H220V217L218 218ZM29 220V219H28ZM57 219L55 218V221H56ZM231 220V219H230ZM11 221V220H10ZM109 221V220H108ZM232 221V220H231ZM263 221H264V219H263ZM7 222V221H6ZM33 222V221H32ZM40 222V221H39ZM49 222V221H48ZM130 222V223H131ZM154 222V221H153ZM31 223V222H30ZM124 223H126V225H125V227L123 228V229H120V224H124ZM28 224V223H27ZM38 224V223H37ZM57 224H58V226H59V223L57 222ZM67 224V223H66ZM134 224V223H133ZM140 224V223H139ZM7 225V224H6ZM23 225V224H22ZM201 226H202V224H201ZM27 227V226H26ZM101 227V228H100ZM143 227H145V226H143ZM200 227V226H199ZM142 228V227H141ZM257 228V227H256ZM50 229V228H49ZM66 229V228H65ZM143 229V228H142ZM146 229V228H145ZM201 229V228H200ZM211 229V228H210ZM215 229V228H214ZM213 229V230H214ZM104 231V233H102V234H100V231ZM118 230H120V231H118ZM263 230V229H262ZM16 231V230H15ZM52 231V230H51ZM201 231V230H200ZM256 231V230H255ZM63 232V231H62ZM81 232V233H80ZM141 232V231H140ZM195 232V231H194ZM263 232V231H262ZM32 233V232H31ZM259 233V232H258ZM7 234V233H6ZM26 234V233H25ZM39 234V233H38ZM13 235H14V233H13ZM32 235H33V233H32ZM40 235V234H39ZM262 235V234H261ZM34 236V235H33ZM7 237V236H6ZM12 237H14V236H12ZM11 237V238H12ZM22 237V236H21ZM28 237V238H27ZM27 237H24V238H27V240H31V241H33L34 240V238H32V236L31 237H29V235L27 236ZM46 237V236H45ZM73 238L71 239V240H73ZM139 238V237H138ZM16 239V238H15ZM16 240H19V239H16ZM25 240V239H24ZM245 240V239H244ZM263 241V240H262ZM17 242V241H16ZM25 242V241H24ZM34 242V241H33ZM71 242V241H70ZM141 242H142V240H141ZM32 243V242H31ZM42 243V242H41ZM72 243V245L71 246H69L70 248H69V250L71 249V252H73L74 250H76V249H82V248H80L79 246L77 247V246H75L74 244H77V243H75V241H72L71 242ZM21 244V243H20ZM29 244H30V242H29ZM146 244V243H145ZM242 244V243H241ZM11 245V244H10ZM24 245V244H23ZM26 245H28V244H26ZM25 246V245H24ZM213 246H215V245H213ZM12 248V247H11ZM28 248V247H27ZM36 248V247H35ZM76 248V249H75ZM161 248H164V247H161ZM160 248V249H161ZM250 248V247H249ZM248 248V249H249ZM50 249H51V247H50ZM12 250V249H11ZM177 250V249H176ZM41 251V250H40ZM211 251V250H210ZM222 251V250H221ZM256 251V250H255ZM17 252H18V250H17ZM21 252V251H20ZM148 252V251H147ZM166 252V251H165ZM233 252V251H232ZM40 253V252H39ZM79 253V252H78ZM87 253V254H88ZM145 253V252H144ZM176 253V252H175ZM230 253V252H229ZM254 253V252H253ZM257 253V252H256ZM26 254V253H25ZM177 254V253H176ZM238 254V253H237ZM244 254H246V253H244ZM34 255V254H33ZM32 255V256H33ZM90 255V254H89ZM88 255V256H89ZM180 255V254H179ZM239 255V254H238ZM42 256V257H41ZM64 256V255H63ZM223 256V255H222ZM228 256V255H227ZM247 256V255H246ZM263 256V255H262ZM27 257V256H26ZM39 257L40 258H42V259H40L41 260V262H40V260H35V259H37V258H35L33 261H34V263L35 264H37V262L38 263H42V264H48V263H46L47 261L48 262H50L49 264H51V262H52V264H53V261H54V258L51 256V254H50V252L48 253V250L47 249H44L43 251H42V254H40L39 255ZM235 257V256H234ZM237 257V256H236ZM243 257V256H242ZM249 257V256H248ZM259 257V256H258ZM16 258V257H15ZM14 259V258H13ZM30 259H32V258H30ZM39 259V258H38ZM64 259V258H63ZM149 259V258H148ZM211 259V258H210ZM256 259V258H255ZM262 259V258H261ZM5 260V259H4ZM42 260H44L43 262H42ZM67 260V259H66ZM156 260V259H155ZM176 260H178V259H176ZM219 260V259H218ZM224 260H228V259H224ZM35 261H37V262H35ZM229 261H231L230 259H229ZM232 261H234V260H232ZM249 261H250V258H249ZM253 261H255L254 259H253ZM17 263V262H16ZM29 263H31V262H29ZM34 263H32V264H34ZM70 263V262H69ZM212 263V262H211ZM251 263H253V262H251ZM250 263V264H251ZM19 264V263H18ZM168 264V263H167ZM184 264V263H183ZM188 264H190V262H188Z\"/></svg>",
    "mask_w": 264,
    "mask_h": 264
}]
</instances>
